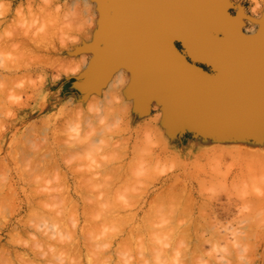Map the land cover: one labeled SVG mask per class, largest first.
I'll return each instance as SVG.
<instances>
[{"label":"rangeland","instance_id":"1","mask_svg":"<svg viewBox=\"0 0 264 264\" xmlns=\"http://www.w3.org/2000/svg\"><path fill=\"white\" fill-rule=\"evenodd\" d=\"M90 1H93V0H90ZM75 2H77V1H75ZM29 3H30V5H29ZM43 3H44V0H0V6H1L0 9L1 8L3 9L4 6H5V8H7V11H6L7 13L6 14L4 13L6 16V20H5L4 24H2V27L5 25V26H7L6 29L9 30V27L12 24H14V26L17 25L18 23L24 24L25 22L22 23V20L30 23V21H29L30 17H29V14L27 13L28 12L27 10L32 8L33 11L37 12V10L39 11V9L43 5ZM72 3H74V1H72V0H54L52 6L56 9L57 5L59 6V4H60V6L58 8H61V7L62 8L60 9L61 12H59V14L62 15V12L69 13L70 10H67L68 7H71L70 8L71 10H74L77 8L76 7V8L72 9V7H75V3H74V6H72ZM227 3L229 4V5H227L228 6L227 12L235 20L237 19L236 25H237V27H239V30H241L244 34H251L254 31L256 32L258 27L260 28L261 22H262V20H264V0H227ZM70 4H71V6H69ZM77 4H78V2H77ZM77 4H76V6H78L80 3L78 5ZM8 6H9V8H8ZM26 6H28V7L26 8ZM18 7H21V12L23 14H26V13L28 14V16H26L27 14L23 15L26 18L25 20L23 19L24 17H22V16H21L22 18L18 17L19 15H17V14H20L17 12L18 10L20 11V8H18ZM22 7H23V9H22ZM78 7H80V5ZM17 8H18V10H17ZM97 8H98V6H94L92 8V9H94L92 12L93 13L92 16L94 17V20H95V21H93L94 25H93V22H92L93 26L89 25V24H91V22L86 25V26H90L89 28L86 27V29H88V31H89V29H90V31L92 30L93 31L92 35H95L96 31L98 33V26L96 24L99 23V18H98L99 17V14H98L99 11ZM8 9H10V10H8ZM8 12H9V14H8ZM75 12H78V11L76 10ZM79 12L81 13V9L79 10ZM2 13H3V10L0 13V19L5 17V16L1 15ZM65 13H64V15H67ZM80 13H78V17L80 16ZM69 14H71V13H69ZM236 14H238V15H236ZM83 15L88 16L90 14H85L83 12V14L81 15L82 18H83ZM16 16L18 17V19ZM249 17H250V19H249ZM19 18H20V20H19ZM13 19L17 20V22L19 20L20 22L17 23ZM35 19H36V21H35ZM35 19L34 20L31 19L34 22V25H32L33 22L30 23L31 26H34V31L36 29L40 28V26H41L40 24L43 21L42 18L38 19L35 17ZM85 19H87V17ZM11 20H13L15 22H13ZM81 21H83V20H81ZM240 22H241V25H240ZM9 23H10V25H9ZM19 24L17 25V27L19 26ZM30 24H29V26H30ZM5 26L3 28L1 27V29H5ZM21 26H19V27H21ZM35 26H37V27H35ZM12 27H13V25H12ZM95 27H97V29H95ZM32 29H33V27L30 30H32ZM8 30H5V31H8ZM94 30H96V31H94ZM0 31H3V30H0ZM34 31L32 30L31 32H34ZM81 32L80 33L78 32L76 34L74 31V33L76 35L71 36V34H70V36L73 37V40H76V38H83V36L85 34L83 35V33H81ZM3 33H5V32H3ZM71 33L73 34V31ZM81 35H83V36H81ZM74 37H76V38H74ZM89 41H92V39ZM73 42H75V41H73ZM58 44H59V42H58ZM178 48H179V50H184V48L181 46L180 43L178 44ZM58 49H59V46H58ZM81 49L79 48V49H76L75 51H73L74 55L72 54V57H78L82 53H86L85 55L87 58V65L84 68H82L81 71L76 73L77 75L76 74L75 75L74 74H66L63 72L61 73L60 70H57V69L51 70L50 66H49L48 70H47L48 66H45L46 68L39 69L36 72L35 71L27 72L26 69L29 68L30 66L31 67H37L36 66L38 64L37 60L33 61V63L30 62L31 64H34V66L31 64L28 65L29 64L28 61H30L31 59L30 60L27 59V56H26L23 60V58L21 59L20 57H24V56H18L19 54L17 55L19 57V59H16V61L17 60L19 61L20 59L25 61V59H27L26 61L28 62V64L24 65L26 61L25 62L22 61V63H21V60H20V62H18V65L19 66L21 65L20 68H23V69L17 68L20 70V71H18L16 69V67L13 68L14 66H12L13 64L15 65V63H13V62H14V58L16 57L15 56L16 53L14 55H10L11 54L10 49H9V51L8 50L6 51V49H5V51L2 49H1L2 51L0 50V69H1L0 70V76L4 77L5 75L9 74L8 77L11 76L12 77L11 80L13 82H14V79L16 80V78H19L18 80H16L13 83L12 81L11 82L9 81V79L11 77L6 78V76H5L4 79L3 78L1 79V77H0V82H2L3 80H4V82H6L8 79V81L6 83H3V82L0 83V96H1L0 97L1 98V100H0V229L2 228L0 231V235H1L0 239H2V241H4L5 239L9 240V238H10V240L14 241V243L17 246L19 245L18 251L20 254L23 252V254H25V255L22 254L24 257L29 254L28 258L25 257V259H26L25 262H27V259L29 261H31L32 258H33V260L36 258V255L33 257V255H32L33 253L30 252L29 249H30V246L32 245L31 248L34 250H32V249H30V250L36 252L35 249L37 250V248L35 247L34 244L40 238V236H41V238L44 236L46 237L45 233L49 234L50 232H53L55 235V236H52L53 240L51 239V241L53 242L54 240H57L55 237H57L56 235L59 234L58 230L60 232L61 231L66 232L67 228L70 227L68 229L69 231L67 230L68 233L66 232L67 234L65 236L70 234L71 238H74L76 242L74 240L71 241V239H70V241H67V240L66 241L68 243L70 242V244L73 243L71 245L75 246V248L78 252L75 250V248H73V246L68 245V243H65V244L68 245V247L70 246L69 250L74 249V251H75V252H73V250H72V255L69 256L70 255V253H69L67 258L74 256V254L77 252L74 257H76L78 260H76V258L74 259V257H72L73 259H71V260H74L73 264L76 262H77L76 264H89L90 259H92L91 261H93L95 259V261H93L94 263L91 262L90 264H95V263L99 262L98 260H100V262L98 264L102 263V261H103L102 264H107V263L119 264V262L121 264V260H124L125 257H126L125 259H128V256H130L129 259L125 260L127 262L124 261L125 263H123V264H130L129 262H131V261L133 264H136V262L138 264H140L143 261H145V262H143L142 264H145V263L146 264H148V263L149 264H155V263L164 264L165 262H167L165 264H181V262H182V264L185 262H186V264H201V263L202 264H264V160H263L264 159V151H263V148H261L262 146L264 147V129H263L264 128V122H259L258 120H255V119H253L252 121L249 122V121H246L245 116L242 115V117H241V115H240V116L231 118L232 121L230 119V121L227 123H223L221 125H216L218 127H216V126L212 127V125H208V126L204 125V127L201 126L200 128H198V126H196V124L194 122L182 119L178 114H176V112L174 110L167 111V113H166V110L163 108L162 104H159V103H157L155 101H151V100H149V101L144 100V98H137L136 99L132 92H130L131 94L130 93L126 94V92H125L124 94L121 95V96H123L122 98L125 97L126 100L128 99L126 102L128 104L126 105V109L124 110V112L118 113V114L113 113V112H108V111H110V109L107 107L108 106L107 105L108 104V98L105 97L106 94L104 93V91L102 92V90H103L102 88H104V86L106 85V81L109 78L108 75L110 76L112 73H114V71H116V68L112 69L110 71L111 73L108 72L106 74H104L103 72H100V70H98L101 74L104 75L102 78H100L98 73H96V72L94 74L92 73V70L95 71L94 69H97V67L94 66V63H92L93 62L92 59H93L94 54H92L91 51L89 52L87 50H84L83 48H81ZM61 51H63V50L58 51L56 56L59 57ZM13 53H14V51H13ZM79 53H81V54H79ZM67 54H68V56L69 55L71 56V54L69 52L63 53V55H66V56H67ZM12 56H15V57H12ZM34 56L33 57L35 59L36 55H34ZM10 58L13 60H10ZM31 58H32V56H31ZM188 59L190 60L189 57H188ZM195 63L198 66H200L201 62H195ZM3 64L6 66H7V64H8V66H9V64H11L12 68H10V66H9V70L11 72H9V70H5L6 66H3ZM23 65L26 67H24ZM202 65H204V66H202ZM1 66H3V67H1ZM4 67H5V69H4ZM200 67H202L205 71H207L210 74L215 73V70L207 64L201 63ZM117 70H118V68H117ZM124 70H125V73L129 72L128 68H124ZM52 71H54V72H52ZM57 72L58 73L60 72L59 75H57L58 74ZM5 73H7V74H5ZM24 73H25V75L27 73L30 75H28V76L22 75ZM31 73H33V74H31ZM15 75H18V76L16 78L15 77L13 78V76H15ZM19 75H21V76H19ZM53 78L55 80H53ZM40 80H41L42 84H41ZM3 84H6V85H3ZM97 85H99V86H97ZM90 95H96V98L98 99V101L96 100V104L93 108H86V107L83 108L82 105L84 103V99L88 98ZM132 98H133V100H132ZM103 101H104V103H103ZM104 106H105V108H104ZM68 107H69V109H68ZM71 107L73 108L74 111L71 109ZM106 108H108V110ZM78 109H82L81 113ZM65 111L67 112L66 114L64 113ZM77 111H78V113H77ZM109 113H111V114H109ZM82 114H83V116H82ZM153 118L154 119L156 118V120H154ZM104 119H106V120H104ZM239 119H241L243 122ZM179 121H180V123H179ZM184 121H185V123H184ZM146 124H149L150 128L153 127L151 129L155 131V132H153V134L155 133L154 134L155 137L152 136L154 141L156 138L158 140L160 138V136H162L160 138L161 142L159 140L158 141L156 140L158 143L160 142L159 144L156 141H155L156 143L153 141L155 143V145L158 144L157 146H155L154 143L152 144L148 140H145L146 138L144 137V135H142L143 134L142 131L144 129L143 127L146 126ZM220 126H221V128H220ZM118 127L121 129L126 128L122 132L126 138L128 137V141H129V142H127L128 148L125 151L126 153H124L123 151L121 153L118 152L119 149H121V150L123 149V147L120 148L121 146L119 148H117V146H112V149L108 148L106 146L105 141H107V138L110 139L111 136L113 137V138H111L112 140L120 141L119 140L120 135L117 136L116 133L114 135H109L112 130L117 129ZM229 127H230V129H229ZM140 129H141V131H140ZM158 129H159V131H158ZM194 129L195 130L197 129L196 132L194 131ZM199 129H200V131H199ZM201 130H203V133ZM206 130H207V133H206ZM209 132L212 133V135L209 134ZM222 133H224V134H222ZM216 134H217V136H216ZM56 135L58 136V138L61 136V138L57 139ZM218 135H220V136H218ZM248 136L250 137V139ZM71 138H74V139L72 140ZM135 138H136V140H134ZM58 140H61L60 144H58L59 143ZM64 140L68 143L64 144V142H65ZM135 141H137V142H135ZM145 141L149 142V143L147 144V143H145ZM42 143H44L45 145L47 144V145L45 146ZM73 143H74V145H76V148L74 145L71 146V144H73ZM78 143H79V145H78ZM134 143H138L137 144L138 150H135V152H132L131 149H132V146L134 145ZM62 145L64 147H62ZM40 146L41 147L43 146L41 148V150L36 149L37 147L40 148ZM156 147H157V149H156ZM48 148H50V149L48 150ZM68 148H69V150H68ZM149 148H151L152 152H155V153H153L154 155L157 152H159L157 154H161V155L163 154L162 155L163 158L161 160H154V159L151 160L150 159L148 161V159H146L148 157L147 156L145 157V155H148ZM108 149H109V151H108ZM116 149H117V152H116ZM45 150L48 152H46ZM158 150H160L161 152ZM229 151H231V152L228 153ZM146 152H148V153L146 154ZM62 153L64 154V156ZM70 153H72V154H70ZM118 153H119V155H118ZM150 154H152V153H150ZM117 155L121 156V158L118 159L119 157H116ZM244 155H245V157H243ZM246 155L247 156L249 155L248 158L246 157ZM254 155H255V157H254ZM47 156H50V157L48 158ZM165 156L167 158L171 157V159H174L172 162L173 166H172V164H169L171 162V159L168 160ZM132 157H133V159H131ZM164 157L169 162L168 161H167V163L164 162V161H166V160L163 161V159H165ZM45 158H46V160H45ZM260 158H261V160H260ZM119 160H121V162ZM113 161H115V162H113ZM118 161H119L120 165L124 162L122 164V166H120L118 164ZM150 161H153L155 163L150 162ZM159 161H162V163L163 162L164 163L161 164V163H159ZM109 162L111 163L110 166H111L112 170L114 168H118L120 170H123L127 167L125 170H123V173L121 174L125 178L123 176H121L120 174H118L119 179H120V176L124 179V180L122 178L120 179V181L123 183L119 184L118 180L115 181V183H114L113 179H115L117 176H115L114 174L112 175L111 173H109V174H111V175H109L108 173H106V171H104V169L102 171V168L104 167L105 163L107 164L105 166H109L108 165V164H110ZM53 164L55 167L53 166V168H51ZM42 165H43V168L41 169ZM44 166H46V168ZM158 166H159V168H158ZM97 168H98V171L96 170ZM32 170L35 172H33ZM45 170H47L48 173L47 172L45 173ZM49 170H50V172L52 170V172L50 173ZM53 170H55V171H53ZM71 170H72V172H71ZM78 170L83 175H80L79 174L80 172H78ZM41 171H44V173L42 172V174H40ZM56 171H59V173ZM73 171L77 172L78 175H77V173L74 174ZM84 171H86L89 174V175H87V176H89V178L86 177V179H85L84 175L86 176L87 173L85 174ZM90 171L96 172L92 178H95V179L97 178L95 181L98 182V184H99L98 187L97 186L92 187V184H89V183H91V180H92V178L90 176L91 175ZM165 171H167V172H165ZM22 172H23V174H22ZM100 172H101V174H100ZM124 172L127 173V176H125L126 173H124ZM152 172L155 173V177H152V174H151ZM57 173L60 174L61 178H59V175ZM62 173H64V174H62ZM51 174H53V175H51ZM54 174H57L58 177H57V175H54ZM128 174L131 176H129ZM149 174H151L152 178L149 176ZM61 175H64V176L66 175L65 176L66 179ZM76 176H77V178H76ZM100 176H101V178H100ZM133 176H135V177H133ZM98 177L100 179H98ZM127 177L129 178V180ZM63 178H64V180H63ZM176 178H178V181ZM75 179L80 180V181H77ZM62 180H63V182H62ZM85 180H86V182H85ZM171 180H174L175 182L173 183V181H171ZM81 181H84L85 183H88V184H85ZM145 181H147L149 184ZM57 182L62 183V184L60 183L61 188H59V185ZM112 182H113V184H111ZM43 183L47 184L48 186L44 185ZM79 183L80 184L83 183V184H81L82 188H79L81 186L76 188L77 184L80 185ZM180 183H181V186L179 185ZM63 184L66 187H68V185H69V187L68 188L65 187L63 189L62 188ZM101 184H103V185H101ZM122 184H124V185H122ZM128 184H129V187L127 186ZM6 185L7 186L11 185L12 188H9L10 186L7 187ZM42 185H43V189H44V187L47 188L46 189V190H48L47 192L45 191V189L44 190L42 189V187H41ZM53 185L54 186L56 185L57 188L55 189V187ZM86 185H88L89 190L85 188ZM173 185H174V189L177 188V190H175L176 194L175 193H172V194L167 193V195L168 196L170 195L169 197H172L173 194H175L177 196V194H180L181 191L186 190L185 192H182L185 195L184 199L189 200L187 197L190 195L191 201L189 200L187 202L189 203L190 206H192V204H193V206L190 209V207L188 205L189 211L184 210V209L183 210L187 211V212H191V213H189L190 215L187 212H186L187 214L185 212H184V214L182 212H181L182 214H180L179 210L176 211V209H180V208L177 204L178 197H176L175 195H173V198L174 197L177 198L176 204L175 205L173 204V203H175V201L174 202L170 201L171 203H169V204L170 205L172 204L174 206V209H175L174 212L176 211V213H170L169 211L166 212L169 215L164 213L163 210L166 211L167 207H168V210L171 209V208H169L168 203L162 204V206H165L168 204L165 207L166 209H164V207H162V206H161V208H158V209H160L161 212L163 211L162 213L164 216L161 217L160 215L162 213L156 209L158 207V205L156 207L155 204L157 202L153 203L152 199H154V200L156 199L153 196H155L158 192L160 193V190L161 191L163 190L162 192H164L168 188L172 192L173 188H171L170 186H173ZM177 185H179V187ZM110 186H112V187H110ZM137 186H139V187H137ZM182 186H184V187H182ZM53 187H54V189H53ZM74 187H75V189H74ZM105 187H107V189H105ZM49 188L53 189L52 192H50L51 190ZM58 188L61 191L60 194H59L60 191ZM115 188H117V189H115ZM179 188H181V189L185 188V189L181 190ZM36 189H38L37 193L35 191ZM39 189L42 191H39ZM61 189H63V190H61ZM66 189L68 190L67 191L68 193L65 191ZM80 189L82 191H84V192H82L83 194L88 193L90 191V193H88V195L91 194L90 195L91 197H89L87 199V196L81 195V196H84L82 198L80 196V194H81ZM95 189H97V190H95ZM120 189H121V191H120ZM31 190H34V191H31ZM86 190H87V192H85ZM91 190H93V191H91ZM112 190H113V193L115 192L113 195H111ZM96 191L97 192L100 191V192L98 193V195L95 194L96 196L95 195L93 196L92 194L97 193ZM108 191H109V195L107 193ZM143 191H145V194ZM178 191L180 193H178ZM34 192L36 194L33 195ZM39 192H41V193H39ZM42 192H45V194ZM162 192H161L162 195L166 194V192L165 193H162ZM31 193L33 196L31 195ZM62 193L63 194L65 193L63 196H61V199H62V197L63 198L65 197V199H66V200H63V201H65L64 203H66V201L68 202L70 200H73L72 201L73 203L74 202L75 203L78 202V203H76V204L74 203V206H73V203H72V205H71V203L64 204L61 201V199H59V197H60L59 195H62ZM105 193H107V194L105 195ZM116 193H117V195H116ZM187 193H189V194H187ZM53 194H54V196H53ZM66 194H68L71 197H69ZM129 194L131 196L133 194H136V195L138 194V195L135 196V198H134V196L131 197V196H129ZM161 194H158V195L160 196ZM49 195L52 197L50 198ZM103 195H105V197L108 195L107 196L108 198L105 199V197H103L102 198L103 200H101V197ZM139 195H141L140 197H142V198H139ZM182 195L180 194L179 197H181V198L184 197V195L183 196ZM57 196H59V197H57ZM109 196L110 197L114 196L115 199H114V197L110 198ZM164 196H162L161 199L164 202H166V199H164V198H167V197H166V195H164ZM80 197L84 200H82ZM93 197H94V199H93ZM35 198H37V199H35ZM39 198L41 200H43L44 202L46 200H48L46 202L51 203V204H47L45 202L46 205L43 203V206H42L43 208H42L40 206L42 205L41 202H43V201H41ZM44 198L46 200H44ZM53 198L56 201L53 200V202H52V200H51V202H50V199H53ZM68 198H70V199H68ZM181 198L179 199V201L181 200V202L183 201V203L186 202V200H184L183 198L181 199ZM27 199H29V200H27ZM34 199L39 200L40 203H38L39 201H35ZM85 199H86V202L88 204H89V202H90V204H92V201L94 202L95 199L99 200V202L97 200H95V202L99 203V204H96V206L98 207L97 210L100 212H98L96 210L97 212L95 211V214H94L93 210L95 207V205H94L95 202H94V204H92V207L94 205L93 209L92 208L90 209L91 205L89 207V209L93 213V214H91L92 217L90 216V222H88V221L85 222V219H84V218L87 219L86 216L88 214L86 215L85 213H83V209H85V208L87 209V207L89 206L87 203L84 202ZM108 199L110 201V204H108L109 201L107 202ZM111 199L113 201H111ZM161 199H159V200H161ZM195 199H196L195 202L197 204L194 202ZM171 200H173V199H171ZM115 201H117V202H115ZM7 202H11V204L7 203ZM34 202H36V203H34ZM54 202L56 203V205H62V203H63V205L61 206V208H60V206H55L56 208L55 207L54 208L56 210H54V208H52V207L50 208V206L55 205ZM82 202L87 204V207L85 205V208H83L84 206H83ZM111 202L113 204L115 203V205H112ZM158 202H160V201H158ZM187 202H186V204H187ZM190 202H192V203L190 204ZM29 203L31 206L29 205ZM37 203H38V205L40 204V206H39L40 209H38ZM131 203H134L135 205L131 204ZM160 203H162V202H160ZM183 203H180V204L183 205ZM77 204H78V206H77ZM118 204H120V205H118ZM149 204H150V206L151 205L152 206L155 205V206L149 207ZM199 204H204V206H202V205H200V206H201V208L204 207L205 210L202 208L203 211H200V206L197 207ZM116 205H118V206L116 207ZM176 205H177V207H176ZM181 205H180V207H181ZM44 206H47V208ZM66 206H69V207L66 208ZM110 206H112V207H110ZM173 206H172V208H173ZM70 207H72V209L73 208L75 209L76 207L77 208L73 212L72 209H70V211H69ZM106 207H107V209H106ZM31 208H34L33 211L37 208L38 212H37V210L34 211L37 214L33 213L32 211H29ZM48 208H50V210H52L53 213L49 212L50 210L47 212ZM62 208L66 211V213ZM99 208H100V210H99ZM109 208L110 209L112 208V209L109 210ZM147 208H148V211L146 212ZM149 208H152V210ZM154 208L156 209V211L161 213V214H159V216L155 215V213L153 215ZM58 209H60V210L62 209L61 210L62 212L64 211L62 214L63 216L60 215L61 211H59ZM105 209H106V212H104ZM39 210L40 211L45 210V211H41V213H40ZM114 210H116L118 214ZM150 210L152 211V213L150 212ZM55 211H56V213L59 212L58 214L60 216L58 215V217H57V214L55 213ZM85 211L87 213L89 210L87 209V210H84V212ZM108 211L116 213L115 215L118 217H116V216L114 217V215H112L113 213H111V215L113 217L112 216L110 217L109 214L107 213ZM180 211H182V209H180ZM70 212H71V214H69ZM101 212H102V214H101ZM148 212L151 214L148 215L147 214ZM158 212H156V214H158ZM199 212L202 214L205 213V215L206 214L207 215L209 214V215L206 217H204L205 215L199 217ZM32 213H33V215H32ZM46 213L47 214L50 213L51 215H47ZM64 213L66 214V216ZM75 213H76V215H74ZM103 213H105V214H103ZM106 213L108 214L107 215L108 220L107 219H105L103 221L100 220V222H99V218L102 219L100 216L101 215H102V217L106 216ZM125 213L127 216L124 215ZM39 214L41 216V217H39L40 219H44V217H45V219L40 221V219L38 218ZM43 214H44V217H43ZM54 214H55V216H54ZM83 214H85L86 216L84 217ZM134 214H136L137 216ZM143 214L148 215L147 220L145 217L144 221L145 220L150 221L149 223H147L146 221H145L146 222L145 223L143 221V218H141V216L144 217ZM170 214L171 215L177 214L179 220L177 221V219H178L176 217L177 215H175V217L173 216L172 218H170L171 217ZM202 214H200V215H202ZM29 215H31L32 217ZM69 215H70V218H69ZM147 215H145V216H147ZM150 215H152L151 219H148ZM166 215L170 216V217L167 218ZM48 216H50L52 218L49 219L50 217H48ZM119 216H120V218H119ZM154 216H156V217H154ZM53 217H56L58 219L61 218V220L53 219ZM63 217H66V218L64 219ZM126 217H128V218H126ZM203 217L205 218V221H203ZM32 218L33 219L36 218L35 221L38 218L39 219L38 221L40 222V224H39V222L37 224V221L34 223V220ZM74 218L75 219L77 218L76 223H75ZM88 218H89V216H88ZM112 218H114V219L117 218V220L116 219L114 220ZM159 218L162 220H159ZM163 218H164V220H163ZM175 218H177V219H175ZM181 218H182V221H180ZM198 218H199V220H198ZM200 218H202V219H200ZM26 219H28V220H26ZM52 219H53V221H52ZM71 219H72V221H71ZM83 219H84V221H83ZM156 219H158L159 224H158V222H156L157 221ZM167 219H171V225L172 226L175 225V226H173L175 228L169 226L170 221ZM190 219H191V222L193 224L189 225L190 226V232H186L185 231L186 226L184 227V225H187V223H188L187 220L190 221ZM25 220H26V223L31 220L30 222H28V224H30V226L28 224H26L27 226L24 225ZM64 220H65V222H64ZM87 220H89V219H87ZM129 220L130 221L133 220V221L130 222ZM172 220L174 221V223L172 222ZM32 221H33V224H32ZM43 221H44V223L46 222L45 224L43 223L44 225L41 223ZM54 221H56V222H54ZM70 221H71V223H70ZM91 221H93V222H91ZM127 221H129V222H127ZM134 221H136V222H134ZM152 221L156 222V223H154V222L153 223L157 225V228H155L156 226L153 223H151ZM160 221L162 223H160ZM167 221H169V222H167ZM184 221L186 224L183 223ZM2 222H4V223H2ZM62 222L65 223L66 225H62L63 224ZM72 222H74V223L72 224ZM103 222H105V224ZM108 222H111V223H108ZM125 222L127 223V225ZM191 222H190V224H191ZM194 222L197 225L194 226ZM1 223L3 225H1ZM49 223H52L54 225H52V224L50 225ZM90 223L91 224L93 223V225H90ZM164 223H165V225H163V227L165 229L170 228L171 231L173 229L174 235L176 237L173 235V232L170 233L171 231L169 232V230H168V232H166L167 230H164V228L162 227V224H164ZM175 223H178V225H180V226H178ZM179 223H181V224H179ZM182 223H183V225H182ZM34 224H35V226L32 228V226ZM75 224H76V227L75 228L72 227V226H75ZM145 224L147 226H148V224H149V226H155L154 228L153 227H151V228L157 229L156 232L154 233L155 230L153 232H151L152 230L149 227H148L149 231L147 229L145 230V228H144V227H146ZM166 224H168V225H166ZM23 225L28 229H26V228L23 229L24 228ZM60 225H62L61 230H60V228H57L58 226L61 227ZM37 226H38V230L36 228ZM44 226H49V227H46L47 228L46 229ZM66 226H67V228H65ZM89 226L90 227L92 226V229ZM182 226L184 228H182ZM42 227L45 228L46 230L43 229ZM71 227H72V229H71ZM115 227H117V228L115 229ZM132 227L134 229H132ZM166 227H168V228H166ZM83 228H85V229L83 230ZM95 228H96V230H95ZM111 228H113V229H111ZM141 228H142V230H141ZM161 228H162L163 232H162ZM14 229H16V230L14 231ZM41 229L43 230L44 233L42 231H40ZM73 229H76V230H73ZM87 229L88 230L91 229L90 234L87 233V231H86ZM109 229H110V231L113 230V232L111 231L112 232L111 233L110 231H108ZM114 229H115V232H114ZM136 229H137V232H136ZM138 229H139V231H138ZM158 229H160V230H158ZM181 229L182 230L184 229L183 231L186 233V236L184 234L185 238H183V235L181 236L183 238V240L178 239L179 234L181 235V233H179V232H182ZM24 230H25V234H22V233H24ZM103 230H104V233L108 232L110 234L109 238H108L107 233L106 234L102 233ZM105 230H106V232H105ZM140 230H141V232H140ZM178 230H180V231L178 232ZM12 231H13V233H10ZM176 231L179 234L178 233L176 234L175 233ZM16 232H17V234H16ZM26 232H27V234H26ZM38 232H40V233H38ZM75 232H76V234H75ZM135 232H136V234L138 233V236L135 234ZM149 232H151V234ZM113 233H114V235H113ZM148 233L152 237L153 236L155 237V235H157V237L160 236V238L165 237V238H163V239H165V241L161 240L162 242H160L158 240L159 242H157L156 240L158 238L156 239V237H155V239L152 238V240H151V237L148 235ZM152 233H154V234H152ZM157 233H160L162 235L157 234ZM20 234L23 236H21ZM48 234H47V237H49ZM100 234L101 235L103 234L109 240L111 238L112 239L109 241L108 239L104 238V236L101 237ZM166 234H168L170 236H166ZM72 235H74V237ZM130 235H132L133 238L131 237V239L134 240V242L128 241ZM38 236H39V238H38ZM60 236H61V233H60ZM62 236H64V235H62ZM127 236H128V238H127ZM20 237H21V239H20ZM75 237H77V238H75ZM88 237H90V240H91V238H94L93 239L94 241L91 242ZM97 237H99L100 239ZM15 238H19V239L15 240ZM36 238H38V239H36ZM66 238H68V237H66ZM80 238H83L84 241L85 240L88 241V242L85 241V244L86 243L88 244V245L86 244L87 248L85 247V244L83 243L84 241ZM101 238L103 239V241ZM124 238H125V240L127 238L126 242H131V247H132L133 251L130 248V246L128 245L129 243L127 244L126 242H124V240H123ZM166 238L168 239L167 243H165L167 241ZM76 239H78V240H76ZM148 239H150V240H148ZM99 240H101V241H99ZM77 241H79V242H77ZM121 241H122V243H121ZM137 241H139V243H137L139 247H137V244H135ZM176 241L178 244L176 243ZM196 241H199V242H196ZM63 242H65V239ZM98 242L99 243H105V244H103V245H105V247L101 244L102 247H104V248L103 249L100 248V249H102L104 251V254L106 256L105 255L102 256L103 254H99L100 252L103 253V251L100 250V252H99L98 248H96V249H95V247L93 248V246H92L93 244L91 246H89L90 243H94V246H95L96 243H98ZM147 242H148V246H146ZM28 243H30L29 246H28ZM54 243L56 244V241ZM74 243H75V245H74ZM77 243H78V245H76ZM152 243H153V247L155 249H156L155 245H157L159 251L153 249V247L151 245ZM158 243H160V244L162 243V245L160 246V244H158ZM22 244L24 247L22 246ZM57 244H58V242H57ZM123 244H127V245H123ZM134 244L136 245V247L138 249L135 247ZM149 244L151 245V248L149 247L150 246ZM63 245H64V243L63 244L61 243L62 247L60 246L59 248L57 245L56 249L57 248L58 249L61 248V250L65 249L66 247H63ZM143 245H144L145 250L143 248ZM172 245H174L175 247ZM96 246H98V245H96ZM117 246L121 247V248H119L120 253H119V251L117 252V250H118ZM126 246H129L130 249L127 247V249L125 250L124 248H126ZM162 246L166 247V248H163ZM215 246H217V247H215ZM26 247H28V248H26ZM148 247L151 250L150 254H146L147 251L149 250ZM195 247H197L198 250H196ZM91 248L93 249V251H91ZM134 248H136V250H134ZM139 248H142L140 250L141 251L144 250V251L140 252L139 254L137 253L139 255L138 256L136 254V252L137 251L139 252ZM182 248H184L186 251L183 250ZM38 249L40 250L41 247H38ZM122 249H123V251H122ZM177 249L179 250L178 253L176 251ZM180 249H181V252H180ZM44 250H47V251H45V253L46 252L49 253L48 248L47 249L44 248ZM61 250H60V252H61ZM89 250L93 254H94V250L98 251L99 253L92 255V254H90V252H88ZM150 250L148 252H150ZM161 250H163V251H161ZM187 250H189V251H187ZM26 251L27 252L29 251L27 255H26V253H27ZM126 251H128V252H126ZM152 251H154L157 254V256H154L156 254ZM160 251H161V253H160L161 255L159 254ZM37 252H38V250H37ZM60 252H59V255L61 253H63V250L61 253ZM69 252H71V250ZM144 252H145V254H144ZM175 252L177 254H175ZM182 252L184 254H182V255L179 254ZM64 253H67V251ZM95 253H97V252H95ZM128 253L130 255H128ZM186 253H188L189 257L186 255ZM1 254L2 253L0 252V255ZM87 254H88V256H87ZM124 254H125V256H124ZM142 254H144L145 256L147 255L148 256V257L146 256L147 259ZM165 254H167V255L165 256ZM37 255L40 256V254H37ZM46 255H44V256H46ZM89 255L93 256V257L89 258L90 257ZM44 256H42L43 259H44ZM61 256H63V255L61 254L60 257L56 258V260H55L56 263L58 262V259L64 258ZM151 256H152V259H151ZM161 256H162V258H160ZM164 256L166 258H164ZM103 257H108L107 258L108 260L106 258H103ZM119 257H121V260ZM138 257H140L142 261ZM154 257H156L157 260ZM221 257H223V259ZM42 258L40 256V260H39V257L35 259L37 261V264H45L44 260L49 261V260H47L48 257H47V259H44V260ZM98 258H100V259H98ZM144 258H145V260H144ZM104 259L107 262L104 261ZM35 260H34V262L36 263ZM63 260L61 261V259H60L61 262L59 261L60 263L58 262L57 264H61V263L63 264ZM65 260L68 261V260H70V258L65 259ZM117 260H119V261L117 262ZM158 260H160L161 263L157 262ZM200 260H202V261H200ZM32 261H31V263H28V264H35V263H32ZM78 261H80L82 263H80ZM151 261H153L154 263ZM162 261H164V262H162ZM49 262L50 263H48V262L47 263L48 264L52 263L51 261H49ZM55 262L53 261L52 264H54ZM0 264H5V263H0ZM18 264H21V263H18Z\"/></svg>","mask_w":264,"mask_h":264},{"label":"bare ground","instance_id":"2","mask_svg":"<svg viewBox=\"0 0 264 264\" xmlns=\"http://www.w3.org/2000/svg\"><path fill=\"white\" fill-rule=\"evenodd\" d=\"M72 1H74V3H75V7H72V9L73 8H76V9H74V10H71L70 8L71 7H68V9L67 10H70L69 11V13H71V14H69V13H65V12H62V15L61 14H59V12H61L60 11V9L62 8H58L59 6H60V4H59V6L57 5V7H56V9L52 6L53 5V2H54V0H44V3H43V5L41 6V8L39 9V11L37 10V12L36 11H33L32 10V8H30V9H28L27 11V13L29 14V21H30V23H32L33 21L32 20H34L35 19V17L36 18H42V22H41V26H40V28H38V29H36L35 31H34V26H31V24L29 23V22H26V21H23L22 19V23H24V24H19L18 22H20L19 20H20V18H19V20H18V22H17V20H15V19H13V20H15L18 24H19V26H21V27H17V25H15L14 26V24H12L13 25V27H12V25H10V23H9V25H10V27H9V30L8 29H6V27L7 26H5V29H1V27H2V24H4V22H5V20H6V16H5V14L7 13L6 11H7V8H5V6L3 7V9L1 8L0 10V13L2 12V10H3V13L1 14L2 16H5V17H3L2 19H0V30H3V31H0V50L2 49V50H4L5 51V49H6V51L8 50L9 51V49H10V55H14L15 53V56H12V57H15L14 58V62L13 63H15V65L17 64L18 65V62H20V60L23 58V60H24V58L27 56V59H31L30 61H28L29 62V64H28V62L26 61L27 59H25V61H23V60H21V63H22V61L23 62H25V64L24 65H30L31 63L30 62H32L33 63V61H35V60H37V67H29V68H27L26 70H27V72H32V71H37V70H39V69H44V68H46L45 66H48V68H47V70L49 69V66H50V69L52 70V69H57V70H60V72L62 73H66V74H76V73H78L79 71H81L82 70V68H84L86 65H87V58H86V53H79V54H81V55H79L78 57H72V54H73V51H75L76 49H81V48H86V49H89V52L91 51L92 52V54H94V56H93V58L95 57V59H94V66H96L97 67V69H94L95 71H93L92 70V73L94 74L95 72L96 73H98V75L100 76V78H102L104 75L103 74H101L100 72H102V70H100L99 69V67H100V65L101 66H104L105 68H106V70H107V68H109L111 65H115V62L114 61H116L118 58H116L115 59V57L116 56H119V58H120V55H123L124 53H126V52H128L129 51V53H133L132 52V50H129V48H128V45H129V42L130 41H128L129 39L128 38H123V36L121 35V39H120V37L117 35V36H115V35H113V37H108V32H105L102 28H101V25H102V16H103V13L100 11V9L99 8H97L98 9V11H99V23L98 24H96L97 26H98V33H97V31L96 30H94V31H96V34L95 35H92L93 33V31L91 30L90 31V29H89V31H88V29H86V27H90V26H86L87 24H89L90 22H91V24H89V25H92V22L93 21H95L94 20V17L92 16V12H93V10L94 9H92L94 6H99V2H98V0H93V1H90V0H72ZM75 1H77L78 2V4L80 5V7H78L79 5L77 4V2H75ZM171 2H169L168 4V7H169V9L172 11V16H171V19L173 20V23H175V25L177 26L176 27V29H177V31H179V30H181V29H183V28H187L190 32H192V33H194L195 35H197V36H202V34H204V35H207L208 36V38H211V39H213V40H217V44H211V45H209L208 43H207V45H209L208 47H203L204 45H200V46H198V47H193V46H188L187 47V52H186V50L184 51V50H179V51H181L182 53H185V55L187 56V54L190 56V57H192V58H194L195 60H201V61H204V62H206V63H209V64H212L218 71H225V74L224 75H226V76H228V77H231L232 76V69H233V67L235 66V69H236V74H239V73H242L243 72V74H248V75H251L250 73L251 72H255V70H257V71H259V72H264V68L262 69V68H258V69H255L254 70V68H253V66H249L248 67V59L247 60H243L242 58H238V57H232V56H228V55H234V56H244V54H248L249 53V55H251L252 53V51L251 50H255L256 52H264V39H258V40H254V41H250L249 43H245V42H243V41H238V42H236V45H234V46H232V39L228 36L227 38H226V36H225V33H224V30H223V28H222V25L220 24V21L221 22H223V23H225L226 25H228L227 23H228V21L226 20V17H229V14L227 13V11H226V9H227V5H229L227 2H225V1H223V0H218L219 2H220V4H221V7L223 8L224 7V12L222 13V11L220 12V14L218 13H216L217 14V18H218V20H219V22H218V20H216V18H214L213 16H211L210 15V13L208 12V9L206 8V7H208L209 5L210 6H212V4H210V0H170ZM227 1V0H226ZM74 3H72V6H74ZM3 4V3H2ZM76 4L78 5V6H76ZM149 4H151V1L149 2ZM148 4V5H149ZM208 5V6H206V5ZM29 5H30V3H29ZM28 5V6H29ZM68 5V4H67ZM147 5V6H148ZM217 5V4H216ZM28 6H26V8L28 7ZM69 6H71V4L69 5ZM1 7V6H0ZM7 7V6H6ZM213 7V6H212ZM218 7V6H217ZM5 8V9H4ZM8 8H9V6H8ZM18 8H20V11L18 10ZM17 8V12L18 13H20V14H17V15H19L18 17H24L23 19L25 20L26 18H25V16H23V15H26V14H23L22 12H21V7H18ZM219 8V7H218ZM230 8V7H229ZM22 9H23V7H22ZM64 9V8H63ZM81 9V13L79 12V10ZM150 9H151V11L154 13V14H156L157 16H162V18L164 19V20H167V18H166V15H165V13L163 12L162 13V10L160 9V7L158 6V5H155V4H151V7H150ZM239 9V8H238ZM8 10H10V9H8ZM66 10V9H65ZM78 11V12H75V11ZM125 10H127V5H126V7H125ZM74 11V12H73ZM97 11V10H96ZM128 11H130L131 12V10H128ZM16 12V13H17ZM73 12V13H72ZM83 12L85 13V14H90V15H88V16H84L83 15V18L81 17V15L83 14ZM5 13V14H4ZM25 13V12H24ZM64 13L65 14H67V15H64ZM78 13H80V16L78 17ZM132 13V12H131ZM8 14H9V12H8ZM28 14L26 15V16H28ZM231 14V13H230ZM236 15H238V14H236ZM95 16V15H94ZM17 17V16H16ZM18 17H17V19H18ZM21 17V18H22ZM87 17V19H85V18ZM243 17V16H242ZM248 17V16H247ZM82 18V19H81ZM136 18H137V16H132V15H129L128 16V19L127 20H129V21H126L125 22V25H123V27H124V29L127 31V35L129 34L128 33V26L127 25H131V24H133V23H135L136 22ZM237 18V17H236ZM32 19V20H31ZM37 19V20H38ZM80 19V20H79ZM139 19H141V18H139ZM138 19V20H139ZM239 19V18H238ZM249 19H250V17H249ZM13 20H11V21H13ZM81 20H83V21H81ZM237 20V19H236ZM236 20H232L233 22H235L236 24H237V21ZM243 20V19H242ZM15 21H13V22H15ZM35 21H36V19H35ZM79 21V22H78ZM97 21V20H96ZM119 21V20H118ZM240 21V20H239ZM256 21V20H255ZM9 22V21H8ZM87 22V23H86ZM259 22V21H258ZM114 23H116V22H114ZM119 23H122V21H119V22H117V24H119ZM7 24V23H6ZM16 24V23H15ZM29 24H30V26H29ZM260 24V23H259ZM32 25H34V22H33V24ZM93 25H94V22H93ZM92 25V26H93ZM240 25H241V22H240ZM257 25V24H256ZM3 26V27H4ZM91 26V27H92ZM2 27V28H3ZM33 27V31L34 32H31L32 30H30L31 28ZM35 27H37V26H35ZM39 27V26H38ZM182 27V28H181ZM244 27V26H243ZM239 28V27H238ZM241 28V27H240ZM252 28V27H251ZM256 28V27H255ZM14 29V30H13ZM86 29V30H85ZM95 29H97V27H95ZM152 29V31H151V33L150 34H148V35H146V36H144V37H142V38H140V37H138V35H136L135 33H134V35H135V40L137 41V43H138V45H139V48H144L143 49V51H141L140 52V50H139V48H137V50L139 51V54H137V56H138V58L136 57L135 58V60H131V63H134V66L135 65H137L136 67H135V69L134 68H132L131 66L128 68V67H126V66H116L115 68H116V71H114V73H112L110 76L108 75V79H107V81H106V85L104 86V88H102L103 90H102V92L104 91V93L106 94L105 95V97L106 98H108V108L110 109V111H108V112H113V113H122V112H124V110L126 109V105L128 104V103H126L127 102V100L125 99V97L124 98H122L123 96H121L122 94H124L125 92H126V94H129L130 92H132L133 94H134V96H135V98L137 99V98H144V100H151V101H155V102H157V103H159V104H162L163 105V108L166 110V113H167V111H170L172 108H171V106L174 104V101H178L179 99H178V97H180V98H182L181 96H180V92H183L185 95H189L188 94V92H189V90L188 89H184V86H186L185 85V83H183V80H182V78L180 79L177 75H175L170 69H168L165 65H163L162 64V62L164 63V64H167L169 67H172L173 69H175L176 71H177V73H179V74H181V75H183L184 77H186V78H188V79H191L192 81H198L199 79H206V78H209L208 77V75L205 73V72H203V71H201L200 69H198V68H196V67H194L193 65H191V64H187V63H184V60L182 59V56L179 54V53H177L176 52V50H175V48L172 46V45H169V42H170V44H172V43H174V45H176V47L178 48V44L180 43L181 44V42L180 41H178L175 37H173V35L176 33L175 32V27L174 26H172L171 27V30L170 31H168V32H166V33H163V32H160V31H155L153 28H151ZM243 29V28H242ZM5 30H8V31H5ZM259 30V27H258V29H257V31ZM260 30H263V32H264V20H262V22H261V26H260ZM73 31V34L71 33ZM74 31H75V33L77 34L78 32L80 33L81 31V33H83V35H81V36H83V38H76V37H74V38H76V40H73V37H71V36H75L76 34L74 33ZM77 31V32H76ZM239 31V30H238ZM253 31V30H252ZM256 31V32H257ZM3 32H5V33H3ZM242 35H250V34H244L241 30L239 31ZM248 32V31H247ZM255 31L253 32V33H251V34H255L256 33ZM101 33V34H100ZM70 34H71V36H70ZM98 34V35H97ZM94 38H93V37ZM98 37V38H97ZM134 37V36H133ZM223 38V39H222ZM92 39V41H89V40H91ZM75 41V42H73V41ZM89 41V42H88ZM117 41H119L120 42V44L118 45V43H117ZM172 41V42H171ZM196 41H198V38H196ZM58 42H59V44H58ZM70 43V44H69ZM148 44V46H149V49H146V47H145V45L146 44ZM128 44V45H127ZM144 44V45H143ZM244 44H246V46L244 45ZM182 45V44H181ZM206 45V46H207ZM58 46H59V49H58ZM130 46H131V44H130ZM132 47V46H131ZM212 47L214 48V49H216V50H214V51H212ZM250 48L249 50L250 51H245V50H243L242 48ZM61 48V49H60ZM76 48V49H75ZM179 49V48H178ZM185 49V48H184ZM1 50V51H2ZM12 50V51H11ZM60 50H63V51H61L60 52V55H59V57L58 56H56V54L58 53V51H60ZM82 50V49H81ZM13 51H14V53H13ZM64 52H69L70 54H71V56L69 57L68 56V54H67V56L66 55H63V53ZM79 52V51H78ZM81 52V51H80ZM85 52V51H84ZM101 52H103V53H101ZM244 52H246V53H244ZM19 54V55H18ZM78 54V53H77ZM24 56V57H20L21 59L18 61H16V59H19V57L18 56ZM34 55H36V58L34 59ZM74 55V54H73ZM131 55V54H130ZM31 56H32V58H31ZM34 56V57H33ZM99 56V57H98ZM10 60H13V59H11L10 58ZM16 61V62H15ZM121 61V60H120ZM194 61V60H193ZM12 62V61H11ZM12 63V64H13ZM20 63V64H21ZM93 63V62H92ZM6 64V63H5ZM14 64L12 65V66H14L13 68H15L16 67V69L17 68H20L21 67V65L18 67L17 65L15 66ZM23 65V66H24ZM31 65H33L34 66V64H31ZM92 65V64H91ZM107 65H108V67H107ZM240 65H242L240 68H243L244 67V65H247L246 67H245V69H241L242 71H240L239 72V70H238V66H240ZM3 66H6V65H4L3 64ZM3 66H1V67H3ZM9 66H10V68H12V66H11V64H9ZM9 66H8V64H7V66H6V69H5V67H4V69L5 70H9ZM200 66H201V63H200ZM202 66H204V65H202ZM24 67H26V66H24ZM128 68V70H129V72H127V73H125V70H124V68ZM153 67V68H152ZM117 68H118V70H117ZM205 68V67H204ZM20 69H23V68H20ZM92 69V68H91ZM1 70V69H0ZM18 71H20L19 69H17ZM98 70H100V72L98 71ZM127 70V69H126ZM207 70V69H206ZM9 72H11L10 70H9ZM43 72V71H42ZM52 72H54V71H52ZM59 72V73H60ZM58 73V72H57ZM56 73V74H57ZM59 73L57 74V75H59ZM86 73V72H85ZM111 73V72H110ZM222 73V72H221ZM5 74H7V73H5ZM4 74V75H5ZM16 74V73H15ZM31 74H33V73H31ZM83 74V73H82ZM92 74V75H93ZM9 75V74H8ZM8 75H5L6 76V78L8 77ZM22 75H25V73L24 74H22ZM28 75H30V74H26L25 76H28ZM49 75V74H48ZM61 75V74H60ZM77 75V74H76ZM4 76V77H5ZM18 75H15V76H13V78L15 77H17ZM19 76H21V75H19ZM1 77V79L3 78L4 79V77L3 76H0ZM11 76H9L8 78H10ZM49 77V76H48ZM56 77V76H55ZM59 77V76H58ZM95 77V76H94ZM93 77V78H94ZM23 78V77H22ZM12 77L9 79V81L11 82L12 80ZM19 78H16V80H18ZM24 79V78H23ZM42 79V78H41ZM99 79V78H98ZM15 79H14V82L16 81ZM44 80V79H43ZM53 80H55L54 78H53ZM222 80V79H221ZM229 80L230 81H232V77L231 78H229ZM7 81H8V79H7ZM6 81V82H7ZM93 81V80H92ZM102 81V80H101ZM3 83H6V82H4V80L2 81ZM2 82H0V83H2ZM13 82V81H12ZM13 82V83H14ZM40 82H41V80H40ZM219 83H222V81H220V82H218V83H215V84H207L206 86H205V88L207 89V91L209 92V93H205V95H208V96H204V98H203V100L205 101V102H210V101H212V102H215V103H218V105L219 106H221L222 107V109L223 110H221V111H223L224 113L223 114H221V115H217V116H211V117H209V115H210V113H208V111L206 112V114L208 115H206V117H205V119H212V120H214V121H220V120H222V115H224V114H232V112H231V105H232V103H230V102H228V101H232V95H233V91H232V86H233V89H236V91L237 90H239V91H242V89H245L246 87H248V86H250V85H252V84H254V83H245V84H240V83H233L232 84V82H230V85L228 86V87H226V88H222L223 90L221 91V92H219V93H215V94H212V89H215L216 90V88L218 89L219 87L218 86H216V85H218ZM41 84H42V82H41ZM61 84V83H60ZM95 84V83H94ZM104 84V83H103ZM3 85H6V84H3ZM8 85V84H7ZM46 85V84H45ZM225 85H226V83H225ZM94 86V85H93ZM97 86H99V85H97ZM46 87V86H45ZM6 89V88H5ZM55 89V88H54ZM62 90V89H61ZM52 91V90H51ZM56 92V91H55ZM205 92V91H204ZM131 94V93H130ZM204 94V93H203ZM194 94L192 93V96H193ZM48 96V95H47ZM190 96V95H189ZM243 96V94H239V98L238 99H240L241 97ZM1 97V96H0ZM98 97V96H97ZM67 99V98H66ZM197 99V97H193L190 101H188L189 103H191L193 106H194V102H193V100L195 101ZM0 100H1V98H0ZM96 100L98 101V99L96 98V95H90L88 98H86V99H84V103H83V105H82V107L84 108V107H86V108H93L94 106H95V104H96ZM132 100H133V98H132ZM143 100V99H142ZM163 100V101H162ZM150 101V102H151ZM43 102V101H42ZM136 102V101H135ZM169 102H171V103H169ZM226 102V104H224ZM66 103V102H65ZM103 103H104V101H103ZM102 103V104H103ZM98 104V103H97ZM158 104V105H159ZM141 105V104H140ZM150 105V104H149ZM161 105V106H162ZM210 105V108H211V104H209ZM214 105H216V104H214ZM78 107V106H77ZM150 107V106H149ZM173 107V106H172ZM85 108V109H86ZM104 108H105V106H104ZM108 108H106L107 110H108ZM68 109H69V107H68ZM67 109V110H68ZM71 109L73 110V108L71 107ZM75 109V108H74ZM215 109H220V107H218V106H216L215 107ZM79 111H80V113H81V110L82 109H78ZM87 110V109H86ZM183 110H185V111H191V112H193V113H195L196 111L194 110V107H190V108H187V109H183ZM70 111V110H69ZM74 111V110H73ZM127 111V110H126ZM125 111V112H126ZM181 111V110H180ZM165 112V111H164ZM181 112H184V111H181ZM65 114L67 113L66 111L64 112ZM70 113V112H69ZM77 113H78V111H77ZM76 113V114H77ZM75 114V113H74ZM84 114V113H83ZM83 114H82V116H83ZM109 114H111V113H109ZM163 114V113H162ZM218 114V113H217ZM70 115V114H69ZM81 115V114H80ZM114 115V114H113ZM135 115V114H134ZM103 116V115H102ZM237 117V116H236ZM241 117H242V115H241ZM108 118V117H107ZM154 119V118H153ZM174 119V118H173ZM244 119V118H243ZM104 120H106V119H104ZM125 120V119H124ZM154 120H156V118L154 119ZM182 120V119H181ZM225 120V119H224ZM239 120H241V119H239ZM150 121V120H149ZM148 121V122H149ZM152 121V120H151ZM164 121V120H163ZM232 121V120H231ZM242 121V120H241ZM170 122V121H169ZM206 122V121H205ZM243 122V121H242ZM126 123V122H125ZM146 123V122H145ZM165 123V122H164ZM167 123V122H166ZM179 123H180V121H179ZM183 123V122H182ZM184 123H185V121H184ZM187 123V122H186ZM219 123V122H218ZM217 123V124H218ZM233 123V122H232ZM238 123V122H237ZM119 124V123H118ZM168 124V123H167ZM229 124V123H228ZM258 124V123H257ZM121 125V124H120ZM232 125V124H231ZM150 125L149 124H146V126H144L143 128V134L142 135H144V137L146 138H144L145 140H148L149 142H151L152 144L157 140V138L155 139V141L153 140V137H155L154 136V134H153V132H155L154 130H152L151 128H153V127H149ZM192 126V125H191ZM208 126V125H207ZM213 126H215V125H212V127ZM223 126V125H222ZM227 126V125H226ZM95 127V126H94ZM194 127V126H193ZM202 127H204V126H202ZM216 127H218V126H216ZM208 128V127H207ZM220 128H221V126H220ZM98 129V128H97ZM112 129V128H111ZM115 129V128H114ZM126 129V128H125ZM125 129H121V128H117V129H115V130H112L111 131V133L109 134V135H114L115 133L117 134V136H119L120 135V141H118V140H116V141H114V140H112L111 138H113L112 136H111V138L109 139V138H107V141H105L106 142V146L108 147V148H111L112 149V146H117V148H119L120 146V148H122L123 147V149L121 150V149H119V151L118 152H124V153H126L125 151L127 150V148H128V143L127 142H129L128 141V137L126 138L124 135H123V131L125 130ZM229 129H230V127H229ZM234 129V128H233ZM264 129V128H263ZM197 130V129H196ZM196 130L194 129V131L196 132ZM225 130V129H224ZM244 130V129H243ZM140 131H141V129H140ZM158 131H159V129H158ZM199 131H200V129H199ZM202 131V133H203V130H201ZM209 131V130H208ZM215 131V130H214ZM141 132V133H142ZM217 132V131H216ZM224 132V131H223ZM244 132V131H243ZM251 132V131H250ZM136 133V132H135ZM158 133V132H157ZM201 133V134H202ZM206 133H207V130H206ZM229 133V132H228ZM262 133V132H261ZM153 134V135H152ZM209 134H211L212 135V133H210L209 132ZM222 134H224V133H222ZM240 134V133H239ZM254 134V133H253ZM162 135V134H161ZM57 136V135H56ZM60 136V135H59ZM95 136V135H94ZM104 136V135H103ZM153 136V137H152ZM216 136H217V134H216ZM218 136H220V135H218ZM222 136V135H221ZM115 137V136H114ZM162 136H160V138H161ZM195 137V136H194ZM211 137V136H210ZM249 137V136H248ZM59 138H61V136L59 137ZM58 138V136H57V139H59ZM160 138L158 139L159 141H160ZM238 138V137H237ZM72 140L74 139V138H71ZM70 139V140H71ZM197 139V138H196ZM199 139V138H198ZM247 139V138H246ZM249 139H250V137H249ZM46 140V139H45ZM134 140H136V138L134 139ZM139 140V139H138ZM157 140V141H158ZM194 140V139H193ZM237 140V139H236ZM256 140V139H255ZM59 141V143L58 144H60V142H61V140H58ZM65 141V140H64ZM154 141V142H153ZM156 141V142H157ZM163 141V140H162ZM44 142V141H43ZM71 142V141H70ZM118 144H117V143ZM135 142H137V141H135ZM149 142H146L145 141V143H149ZM155 142V143H156ZM161 142V141H160ZM159 142V143H160ZM203 142V141H202ZM216 142V141H215ZM214 142V143H215ZM234 142V141H233ZM65 143H68V142H64V144ZM155 143H154V145H155ZM158 143V142H157ZM158 143V144H159ZM226 143V142H225ZM42 144H44V143H42ZM41 144V145H42ZM62 144V143H61ZM137 144L138 143H134V145L132 146V149H131V151L132 152H135V150H138L137 149ZM157 144V145H158ZM260 144V143H259ZM45 145V144H44ZM47 145V144H46ZM45 145V146H46ZM55 145V144H54ZM72 145H74V143L73 144H71V146ZM78 145H79V143H78ZM82 145V144H81ZM89 145V144H88ZM153 145V146H154ZM157 145H155V146H157ZM59 146V145H58ZM75 146V148H76V145H74ZM150 146V145H149ZM246 146V145H245ZM248 146V145H247ZM250 146V145H249ZM253 146V145H252ZM251 146V147H252ZM261 146V145H260ZM43 147V146H42ZM41 146H40V148H36V149H40L41 150V148H42ZM62 147H64L63 145H62ZM66 147V146H65ZM139 147V146H138ZM254 147V146H253ZM256 147V146H255ZM74 148V147H73ZM80 148V147H79ZM105 148V147H104ZM159 148V147H158ZM261 148H263V151H264V147L262 146ZM50 148H48V150H49ZM156 149H157V147H156ZM220 149V148H219ZM68 150H69V148H68ZM227 150V149H226ZM240 150V149H239ZM238 150V151H239ZM46 151V150H45ZM67 151V150H66ZM104 151V150H103ZM108 151H109V149H108ZM158 151H160V150H158ZM168 151V150H167ZM236 151V150H235ZM46 152H48V151H46ZM45 152V153H46ZM70 152V151H69ZM79 152V151H78ZM116 152H117V149H116ZM131 152V153H132ZM161 152V151H160ZM164 152V151H163ZM162 152V153H163ZM223 152V151H222ZM231 151H229L228 153H230ZM240 152V151H239ZM243 152V151H242ZM254 152V151H253ZM61 153V152H60ZM59 153V154H60ZM148 152H146V154H147ZM150 153H152V154H150ZM153 153H155V152H152L151 151V148H149V153H148V155H145V157L147 156L148 158H146V159H148V161L151 159H154V160H161L163 157H162V155L161 154H157V153H159V152H157L155 155L153 154ZM167 153V152H166ZM214 153V152H213ZM244 153V152H243ZM63 154V153H62ZM70 154H72V153H70ZM136 154V153H135ZM177 154V153H176ZM211 154V153H210ZM233 154V153H232ZM61 155V154H60ZM108 155V154H107ZM118 155H119V153H118ZM116 156V157H119L118 159H120L121 158V156ZM122 155V154H121ZM125 155V154H124ZM127 155V154H126ZM133 155V154H132ZM169 155V154H168ZM237 155V154H236ZM52 156V155H51ZM63 156H64V154H63ZM183 156V155H182ZM249 156V155H248ZM248 156L246 155V157L248 158ZM252 156V155H251ZM44 157V156H43ZM48 158L50 157V156H47ZM109 157V156H108ZM134 157V156H133ZM133 157L131 158V159H133ZM166 157V156H165ZM164 157V158H165ZM185 157V156H184ZM183 157V158H184ZM243 157H245V155L243 156ZM254 157H255V155H254ZM167 158V157H166ZM166 158L165 159H163V161L164 160H166ZM193 158V157H192ZM250 158V157H249ZM117 159V160H118ZM130 159V160H131ZM168 160L169 159H171V157L170 158H167ZM255 159V158H254ZM45 160H46V158H45ZM100 160V159H99ZM168 160H166V161H164V162H166L167 163V161ZM173 160L174 159H171V162L169 163V164H172V162H173ZM253 160V159H252ZM260 160H261V158H260ZM264 160V159H263ZM48 161V160H47ZM95 161V160H94ZM101 161V160H100ZM110 161V160H109ZM120 162H121V160H119ZM119 161H118V164H119ZM132 161V160H131ZM135 161V160H134ZM107 162V161H106ZM113 162H115V161H113ZM123 162V161H122ZM150 162H153V161H150ZM157 162V161H156ZM163 162V163H164ZM169 162V161H168ZM261 162V161H260ZM110 163V162H109ZM124 163V162H123ZM122 163V164H123ZM130 163V162H129ZM153 163H155V162H153ZM159 163H161V164H163L162 163V161H159ZM158 163V164H159ZM183 163V162H182ZM122 164L120 165V166H122ZM127 164V163H126ZM57 165V164H56ZM59 165V164H58ZM105 165H107L106 163H105ZM104 165V167L102 168V171H103V169H104V171H106V173H111L112 175L114 174L115 176H117L115 179H113V181H114V183H115V181H119V184L120 183H123V182H121L120 181V179L122 178L121 176H123V175H121L122 173H123V170H125V169H123V170H120V169H118V168H114L113 170H112V168H111V163L110 164H108L109 166H105ZM115 165V164H114ZM53 166H54V164L52 165V167L51 168H53ZM96 166V165H95ZM155 166V165H154ZM161 166V165H160ZM169 166V165H168ZM172 166H173V164H172ZM45 168H46V166H44ZM48 167V166H47ZM50 167V166H49ZM55 167V166H54ZM72 167V166H71ZM74 167V166H73ZM113 167V166H112ZM43 168V165H42V167H41V169ZM123 168V167H122ZM158 168H159V166H158ZM50 169V168H49ZM55 169V168H54ZM100 169V168H99ZM44 170V169H43ZM73 170V169H72ZM72 170H71V172H72ZM76 170V169H75ZM74 170V171H75ZM97 171H98V168L96 169ZM158 170V169H157ZM33 171V170H32ZM53 171H55V170H53ZM73 171V172H74ZM116 171V172H115ZM127 171V170H126ZM129 171V170H128ZM156 171V170H155ZM33 172H35V171H33ZM42 172L44 173V171H41L40 172V174H42ZM48 173V171L47 170H45V173ZM49 172H50V170H49ZM51 172H52V170H51ZM50 172V173H51ZM56 172H58L59 173V171H56ZM55 172V173H56ZM78 172H80L79 170H78ZM83 172V171H82ZM85 172V174L87 173L86 171H84ZM89 172V171H88ZM165 172H167V171H165ZM57 173V174H58ZM61 173V172H60ZM77 172H74V174H76ZM95 173L96 172H94V171H90V176H91V178L93 177V175H95ZM124 173H126V172H124ZM22 174H23V172H22ZM57 174H54V175H57ZM62 174H64V173H62ZM80 175H83V174H81V172L79 173ZM100 174H101V172H100ZM103 174V173H102ZM111 174H109V175H111ZM118 174H120L121 176H120V179H119V175ZM152 174V177H155V173L154 172H152L151 173ZM151 174H149V176L151 177ZM51 175H53V174H51ZM50 175V176H51ZM59 175V178H61L60 177V174H58ZM58 175H57V177H58ZM77 175H78V173H77ZM87 175H89L88 173L86 174V176L84 175V177H85V179H86V177L87 178H89V176H87ZM129 175V174H128ZM146 175V174H145ZM154 175V176H153ZM178 175V174H177ZM42 176V175H41ZM44 176V175H43ZM61 176H63L64 178H65V176L64 175H61ZM102 176V175H101ZM101 176H100V178H101ZM114 176V177H115ZM125 176H127V173H126V175ZM129 176H131V175H129ZM148 176V177H149ZM55 177V176H54ZM124 177V176H123ZM133 177H135V176H133ZM151 177V178H152ZM177 177V176H176ZM64 178H63V180H64ZM76 178H77V176H76ZM99 177H98V179H100ZM125 178V177H124ZM128 178V177H127ZM131 178V177H130ZM66 179V178H65ZM97 179V178H96ZM95 178H92V180H91V183H89V184H92V187H98L99 186V184H98V182L97 181H95L96 180ZM123 179V178H122ZM174 179V178H173ZM177 179V181H178V178H176ZM175 179V180H176ZM59 180V179H58ZM63 180H62V182H63ZM75 180H77V179H75ZM124 180V179H123ZM128 180H129V178H128ZM152 180V179H151ZM77 181H80V180H77ZM126 181V180H125ZM171 181H173V183L175 182L174 180H171ZM81 182H83V183H85L86 182V180H85V182L84 181H81ZM109 182V181H108ZM145 182H147V181H145ZM180 182V181H179ZM183 182V181H182ZM181 182V183H182ZM58 183V182H57ZM60 183L61 182H59L58 183V185H59V188H61L60 187ZM83 183H81V184H83ZM105 183V182H104ZM117 183V182H116ZM148 183V182H147ZM181 183L179 184L180 186H181ZM44 185H47V184H45V183H43ZM62 184V183H61ZM80 184V183H79ZM81 184L80 185H76V188L77 187H79V186H81ZM85 184H88V183H85ZM111 184H113V182L111 183ZM110 184V185H111ZM118 184V185H119ZM125 184V183H124ZM124 184H122V185H124ZM149 184V183H148ZM171 184V183H170ZM101 185H103V184H101ZM115 185V184H114ZM179 185H177L178 187H179ZM183 185V184H182ZM7 186V185H6ZM8 186H10L9 188H12L11 187V185H8ZM7 186V187H8ZM48 186V185H47ZM54 186V185H53ZM63 186H64V184H63ZM62 186V188L64 189L66 186H64L63 187ZM84 186V185H83ZM87 186V187H86ZM85 186V188L86 189H88L89 190V187H88V185H86ZM128 187H129V184L127 185ZM42 187V189H43V185L41 186ZM40 187V188H41ZM55 187V189L57 188V186L55 185L54 186ZM54 187H53V189H54ZM68 187H69V185H68ZM68 187H66V188H68ZM110 187H112V186H110ZM115 187V186H114ZM117 187V186H116ZM137 187H139V186H137ZM171 188H173L172 189V192L170 191V189L168 188V189H166L164 192H162L161 190H160V193L158 192L155 196H153V197H155L156 199V201L154 200V199H152L153 200V203H155V202H157L155 205H156V207H157V205H158V207L156 208L157 210H159L160 211V209H158V208H161V206H162V204H166V203H171L170 201H172V202H174L175 201V203H173L174 205L176 204V202H177V198L176 197H178V202H177V204H178V206H179V208L180 209H182V211H180V209H176V211L177 210H179V213L180 214H184V212L186 213L187 211H189L188 209H189V207H190V209H191V207L193 206V204H192V206H190L189 205V203L187 202V201H191V199H190V195L187 197L189 200H187V199H184L185 198V195H184V193H182V192H185V191H181V193L178 191V193H180L181 195L183 194L184 195V197H182L184 200H186V202H187V204H186V202H184L183 203V201L181 202V200L179 201V199L181 198V197H179L180 196V194H177V196L175 195L176 194V192H175V190H177V188L176 189H174V185L173 186H170ZM182 187H184V186H182ZM5 188V187H4ZM36 188V187H35ZM58 188V189H59ZM79 188H82V186L81 187H79ZM84 188V187H83ZM84 188V189H85ZM109 188V187H108ZM34 189V188H33ZM44 189H45V191L47 192L48 190H46L47 188H45L44 187ZM43 189V190H44ZM51 191L50 192H52V190L53 189H51V188H49ZM63 189H61V190H63ZM74 189H75V187H74ZM83 189V190H84ZM105 189H107V187H105ZM112 189V188H111ZM115 189H117V188H115ZM124 189V188H123ZM179 189H181V188H179ZM185 189V188H184ZM183 188L181 189V190H184ZM5 190V189H4ZM8 190V189H7ZM11 190V189H10ZM9 190V191H10ZM37 190L38 189H36L35 191H36V193H37ZM78 190V189H77ZM81 190V189H80ZM95 190H97V189H95ZM100 190V189H99ZM104 190V189H103ZM102 190V191H103ZM110 190V189H109ZM144 190V189H143ZM146 190V189H145ZM169 192H168V191ZM31 191H34V190H31ZM39 191H42V190H40L39 189ZM57 191V190H56ZM59 191H60V189H59ZM66 192L68 191L67 189L65 190ZM64 191V192H65ZM91 191H93V190H91ZM101 191V190H100ZM99 191V192H100ZM120 191H121V189H120ZM167 191V192H166ZM80 192V191H79ZM82 192H84V191H82L81 190V194H80V196L81 195H84V196H87V199L89 198V197H91L90 195L91 194H89L88 195V193H90V191L88 192V193H85V194H83ZM85 192H87V190L85 191ZM97 192V191H96ZM99 192H97V193H94V194H92L93 196L95 195V194H97L98 195V193ZM104 192V191H103ZM102 192V193H103ZM106 192V191H105ZM144 192V194H145V191H143ZM161 192L162 193H165L166 192V194H164V195H166V197L168 198H164L165 196L164 195H162L161 194ZM35 192L33 193V195L34 194H36ZM39 193H41V192H39ZM42 193H44L45 194V192H42ZM61 193V191L59 192V194ZM68 193V192H67ZM92 193V192H91ZM108 193V195H109V191L107 192ZM107 193H105V195L107 194ZM115 193V192H114ZM113 193V190L111 191V195H113L114 194ZM122 193V192H121ZM167 193L168 194H172V193H175V194H173V195H175L176 197H174L173 198V195H172V197H169L168 195H167ZM65 194V193H64ZM63 193H62V195H59V196H57V197H59V199H61V196H63L64 195ZM87 194V195H86ZM141 194V193H140ZM143 194V193H142ZM158 194H161L160 196L158 195ZM187 194H189V193H187ZM31 195H32V193H31ZM32 195V196H33ZM66 195H68V194H66ZM105 195H103L102 197H101V200H103L102 198L103 197H105ZM107 195V196H108ZM116 195H117V193H116ZM115 195V196H116ZM138 195V194H137ZM136 194H133L132 196H134V198H135V196H137ZM158 195V196H157ZM182 195V196H183ZM36 196V195H35ZM46 196V195H45ZM53 196H54V194H53ZM69 196V195H68ZM84 196H81L82 198L84 197ZM96 196V195H95ZM105 197V199L106 198H108V197ZM128 196V195H127ZM129 196H131L130 194H129ZM128 196V197H129ZM131 196V197H132ZM141 195H139V198H142V197H140ZM157 196V197H156ZM162 196H164L163 198L164 199H166V202H164L161 198H162ZM43 197V196H42ZM48 197V196H47ZM49 197L51 198L52 196H50L49 195ZM67 197V196H66ZM69 197H71V196H69ZM80 197V198H81ZM110 197V196H109ZM114 197V196H113ZM113 197H110V198H113ZM160 197V198H159ZM81 198V199H82ZM96 198V197H95ZM109 198V199H110ZM138 198V197H137ZM152 198V197H151ZM176 198V199H175ZM181 198V199H182ZM192 198V197H191ZM35 199H37V198H35ZM34 199V200H35ZM40 199V198H39ZM48 199V198H47ZM68 199H70V198H68ZM67 199V200H68ZM73 199V198H72ZM93 199H94V197H93ZM109 199L107 200V202L109 201ZM114 199H115V197H114ZM159 199H161V200H159ZM171 199H173V200H171ZM194 199V198H193ZM27 200H29V199H27ZM41 200V199H40ZM44 200H46L45 198H44ZM51 200H52V202H53V200L54 201H56L54 198L53 199H50V202H51ZM63 200H66L65 199V197L63 198L62 197V199H61V201L64 203L65 201H63ZM82 200H84V199H82ZM95 200H97V199H95ZM95 200H94V202H95ZM168 200V201H167ZM31 201V200H30ZM35 201H39V200H35ZM41 201H43V200H41ZM46 201H48V200H46ZM45 201V202H46ZM73 200H70V201H66V203H71V205H72V202ZM98 202H99V200H97ZM111 201H113L112 199H111ZM122 201V200H121ZM140 201V200H139ZM138 201V202H139ZM158 201H160V202H162V203H160V202H158ZM196 201V199L194 200V202ZM44 201L43 202H41V206H40V204L38 205V203H40V201L37 203V207H38V209H40L39 208V206L40 207H42L43 206V203L46 205V203L47 204H51V203H48V202H46L45 203ZM61 202V203H62ZM85 203H87L86 202V199H85V201H84ZM84 202H82V204H83V208H85V205H86V207H87V204H85ZM94 202L92 201V204H94ZM103 202V201H102ZM115 202H117V201H115ZM164 202V203H163ZM7 203H10L11 204V202H7ZM34 203H36V202H34ZM58 203V202H57ZM63 203H62V205H63ZM66 203H64V204H66ZM75 203V202H74ZM74 203H73V206H74ZM76 203H78V202H76ZM75 203V204H76ZM104 203V202H103ZM120 203V202H119ZM151 203V202H150ZM159 203V204H158ZM180 203H183V205H181ZM192 202H190V204H191ZM196 203V202H195ZM194 203V204H195ZM200 203V202H199ZM32 204V203H31ZM54 204L55 205H53V206H50V208L52 207V208H54L55 206H60V208H61V206L62 205H56V203L54 202ZM92 204H90V202H89V206L87 207V209L90 211H88L87 213H86V211L84 212V210H87L86 208L85 209H83V213H85V214H83L84 215V217L86 216L87 217V219H89V220H87L86 218H84L85 219V222L86 221H88V222H90V216L92 217V215L91 214H93L92 212H91V208L93 209V207H94V205H95V207H94V210H93V212H94V214H95V211L98 209V207L96 206V204H99V203H97V202H95V204L93 205V207H92ZM105 204V203H104ZM108 204H110V201L108 202ZM111 204L112 205H115V203L113 204L112 202H111ZM131 204H134V203H131ZM167 204V205H168ZM197 204V203H196ZM29 205H30V203H29ZM70 205V204H69ZM70 205V206H71ZM90 205H91V207H90ZM118 205H120V204H118ZM118 205H116V207L118 206ZM135 205V204H134ZM155 205H153V206H155ZM167 205H165V206H162V207H164V209H166L165 207L167 206ZM180 205H181V207H180ZM188 205H189V207H188ZM200 205H202V206H204V204H199L197 207H199ZM31 206V205H30ZM29 206V207H30ZM33 206V205H32ZM77 206H78V204H77ZM124 206V205H123ZM152 206V205H151ZM150 206V204H149V207H151ZM152 206V207H153ZM169 206V208H171L170 210H168V207H167V210L165 211V210H163L164 211V213L165 214H167V215H169L168 213H166V212H170V213H176V211L174 212V206L171 204H169L168 205ZM172 206H173V208H172ZM44 207H46L47 208V206H44ZM67 207H69V206H66V208ZM89 207H90V209H89ZM109 207V206H108ZM110 207H112V206H110ZM115 207V206H114ZM115 207V208H116ZM176 207H177V205H176ZM43 208V207H42ZM50 208H48L47 209V212L50 210ZM56 208V207H55ZM54 208V210H56ZM58 208V207H57ZM65 208V209H66ZM77 208V207H76ZM75 208V209H76ZM103 208V207H102ZM120 208V207H119ZM203 209H204V207H202ZM201 208V206H200V211H203V209ZM32 209V210H31ZM29 211H32L33 213H36V212H34V211H36L37 210V208L33 211V209L34 208H31ZM63 209V208H62ZM61 209V210H62ZM70 209H72V207H70L69 208V211H70ZM74 209V208H73ZM72 209V211L74 212L75 211V209L73 210ZM106 209H107V207H106ZM106 209H105V211L104 212H106ZM112 209V208H111ZM110 208H109V210H111ZM114 209V208H113ZM123 209V208H122ZM127 209V208H126ZM130 209V208H129ZM149 209H151L152 210V208H149ZM156 209L154 208V210H153V215H154V213H155V215H157V216H159V214H161L160 212H158V211H156ZM187 210V211H184V210ZM53 210V211H54ZM59 211H61L60 209H58ZM57 210V211H58ZM64 210V209H63ZM99 210H100V208H99ZM117 210V209H116ZM116 210H114V211H116ZM125 210V209H124ZM150 210V212L152 213V211ZM205 210V209H204ZM40 211V210H39ZM41 211H45V210H41ZM41 211H40V213H41ZM65 211V210H64ZM63 211V212H64ZM98 211V210H97ZM96 211V212H97ZM113 211V210H112ZM148 211V208H147V210H146V212ZM37 212H38V210H37ZM49 212H52V210H50ZM63 212L61 211V214L60 215H62L63 214ZM98 212H100V211H98ZM120 212V211H119ZM156 212H158V214H156ZM182 212V213H181ZM33 213H32V215H33ZM43 213V212H42ZM53 213V212H52ZM55 213H56V211H55ZM59 212H57L56 214H57V217H58V214ZM65 213H66V211H65ZM64 213V214H65ZM90 213V214H89ZM108 214H109V216L111 217L112 215H114V217L116 216L115 214L117 213V211H116V213H113V212H107ZM106 213V216H103L102 217V215L100 216L102 219H100L99 218V222H100V220H105V219H107L108 218V214ZM111 213H113L112 215H111ZM134 213V212H133ZM151 213H147L148 215L149 214H151ZM178 213V214H179ZM188 214L189 213H191V212H187ZM186 213V214H187ZM204 213V212H203ZM31 214V213H30ZM37 214V213H36ZM47 214V213H46ZM69 214H71V212L69 213ZM98 214V213H97ZM101 214H102V212H101ZM103 214H105V213H103ZM118 214V213H117ZM147 214H143V216L144 217H142L141 216V218H143V221H144V218L146 217V220H147V217H148V215ZM200 214H202V213H200L199 212V217L200 216H204L205 215V213L204 214H202V215H200ZM35 215V214H34ZM47 215H51L50 213H48ZM46 215V216H47ZM59 215V216H60ZM74 215H76V213L74 214ZM124 215H126V213L124 214ZM134 215H136V214H134ZM145 215H147V216H145ZM166 215V217L168 218V217H170V216H167ZM171 215V214H170ZM175 215H177V214H175ZM175 215L174 214H172L171 215V217L170 218H172L173 216L175 217ZM190 215V214H189ZM209 215V214H208ZM207 214L204 216V217H206V216H208ZM27 216V215H26ZM29 216H31V215H29ZM53 216V215H52ZM54 216H55V214H54ZM63 216V215H62ZM61 216V217H62ZM65 216H66V214H65ZM72 216V215H71ZM88 216H89V218H88ZM127 216V215H126ZM130 216V215H129ZM137 216V215H136ZM151 216L152 215H150L149 216V218L148 219H151ZM161 217L162 216H164L163 215V213L160 215ZM32 217V216H31ZM39 217H41L40 216V214H39V216H38V218ZM43 217H44V214H43ZM48 217H50V216H48ZM75 217V216H74ZM95 217V216H94ZM105 217V218H104ZM109 217V218H110ZM113 217V216H112ZM116 217H118V216H116ZM131 217V216H130ZM129 217V218H130ZM154 217H156V216H154ZM177 218H178V215L176 216ZM181 217V216H180ZM191 217V216H190ZM189 217V218H190ZM203 217V221H205V218ZM34 218V217H33ZM32 218V219H33ZM37 218V224H38V220L40 219H38ZM47 218V217H46ZM52 217H50L49 219H51ZM64 219L66 218V217H63ZM69 218H70V215H69ZM119 218H120V216H119ZM126 218H128V217H126ZM153 218V217H152ZM158 218V217H157ZM177 218H175V219H177ZM36 219V218H35ZM35 219H33L34 220V223L36 222L35 221ZM44 219H45V217H44ZM44 219H40V221H42V220H44ZM48 219V218H47ZM46 219V220H47ZM53 219H58V218H56V217H53ZM53 219H52V221H53ZM75 219V218H74ZM73 219V220H74ZM77 219V218H76ZM76 219H75V223H76ZM84 219H83V221H84ZM112 219H114V218H112ZM116 220H117V218H115ZM114 219V220H115ZM123 219V218H122ZM154 219V218H153ZM166 219V218H165ZM196 219V218H195ZM200 219H202V218H200ZM26 220H28V219H26ZM26 220H25V226H27L26 224H28V222H30V221H28L27 223H26ZM58 220H61V218L60 219H58ZM68 220V219H67ZM108 220V219H107ZM119 220V219H118ZM145 220V221H146ZM157 221L156 222H158V219H156ZM159 220H162V219H160L159 218ZM163 220H164V218H163ZM167 220H169V221H167V222H169V226H171V227H173V226H175V225H171V219H167ZM174 220V219H173ZM172 220V222L174 223V221ZM179 220V218L177 219V221ZM198 220H199V218H198ZM50 221V220H49ZM63 221V220H62ZM71 221H72V219H71ZM71 221H70V223H71ZM130 221V220H129ZM129 221H127V222H129ZM131 221H133V220H131ZM130 221V222H131ZM142 221V222H143ZM144 221V222H145ZM180 221H182V218H181V220ZM186 221V220H185ZM185 221L183 222L184 224H186L185 223ZM5 222V221H4ZM4 222H2V223H4ZM20 222V221H19ZM54 222H56V221H54ZM59 222V221H58ZM61 222V221H60ZM64 222H65V220H64ZM69 222V221H68ZM67 222V223H68ZM91 222H93V221H91ZM95 222V221H94ZM106 222V221H105ZM105 222H103L104 224H105ZM134 222H136V221H134ZM143 222V223H144ZM147 223H149L150 221H146ZM145 222V223H146ZM154 221H152L151 223H153ZM156 222H154V223H156ZM165 222V221H164ZM187 225H184V227L186 226V229H185V231L186 232H190V226L189 225H192L193 223L191 222V219H190V221H188L187 220ZM190 222H191V224H190ZM196 222V221H195ZM194 222V226L195 225H197L196 223ZM1 223V225H3ZM22 223V222H21ZM42 224L44 223V221L43 222H41ZM46 223V222H45ZM44 223V224H45ZM63 223V222H62ZM74 222H72V224H73ZM96 223V222H95ZM94 223V224H95ZM108 223H111V222H108ZM113 223V222H112ZM126 223V222H125ZM124 223V224H125ZM142 223V224H143ZM153 223V224H154ZM160 223H162L161 221H160ZM183 223H182V225H183ZM199 223V222H198ZM32 224H33V221H32ZM39 224H40V222H39ZM43 224V225H44ZM50 225L52 224V223H49ZM60 224V223H59ZM97 224V223H96ZM152 224V225H153ZM158 224H159V222H158ZM175 224H177L178 225V223H175ZM179 224H181V223H179ZM23 225V226H24ZM29 226H30V224H28ZM48 225V224H47ZM52 225H54V224H52ZM56 225V224H55ZM62 225H66L65 223H63ZM62 225H60L61 227H57V228H60V230H61V228H62ZM69 225V224H68ZM67 225V226H68ZM87 225V224H86ZM90 225H93V223L91 224L90 223ZM109 225V224H108ZM126 225H127V223H126ZM144 225V224H143ZM155 226H149V224H148V226L145 224V226L146 227H144L145 228V230L147 229L148 231H149V228L152 230L151 232H153L154 230V233L156 232V230L157 229H153L154 227L155 228H157V225L156 224H154ZM163 225H165V223L164 224H162V227H163ZM166 225H168V224H166ZM24 226V228L23 229H25L26 227ZM32 226V225H31ZM35 226V224L32 226V228ZM41 226V225H40ZM67 226L65 227V228H67ZM72 226V225H71ZM123 226V225H122ZM135 226V225H134ZM161 226V225H160ZM178 226H180V225H178ZM189 226V227H188ZM17 227V226H16ZM45 228L46 227H49V226H44ZM53 227V226H52ZM72 227H76V224H75V226H72ZM72 227H71V229H72ZM85 227V226H84ZM90 227V226H89ZM99 227V226H98ZM131 227V226H130ZM142 227V226H141ZM149 227V228H148ZM151 227H153V228H151ZM177 227V226H176ZM183 226H182V228H184ZM189 229H188V228ZM37 228V230H38V226L36 227ZM41 228V227H40ZM43 228V227H42ZM45 228H43V229H45ZM56 228V227H55ZM70 227H68L67 228V230L69 229ZM87 228V227H86ZM91 229H92V226L90 227ZM94 228V227H93ZM117 227H115V229H116ZM138 228V227H137ZM159 228V227H158ZM164 228V227H163ZM166 228H168V227H166ZM173 228H175V227H173ZM179 228V227H178ZM177 228V229H178ZM2 229V228H1ZM1 229H0V231H1ZM22 229V230H23ZM26 229H28V228H26ZM35 229V228H34ZM47 229V228H46ZM45 229V230H46ZM70 229V230H71ZM85 228H83V230H84ZM89 229V228H88ZM86 230L87 231V233L88 234H90V230ZM108 229V228H107ZM106 229V230H107ZM111 229H113V228H111ZM115 229H114V232H115ZM132 229H134L133 227H132ZM131 229V230H132ZM176 229V230H177ZM16 229H14V231H15ZM20 230V229H19ZM30 230V229H29ZM53 230V229H52ZM66 230V229H65ZM67 230H66V232H67ZM73 230H76V229H73ZM94 230V229H93ZM95 230H96V228H95ZM106 230H105V232H106ZM141 230H142V228H141ZM141 230H140V232H141ZM158 230H160V229H158ZM161 230H162V228H161ZM164 230H167L166 232H168V230H169V232L171 231L170 230V228H168V229H165L164 228ZM182 230V229H181ZM184 230V229H183ZM182 230V232H179L180 230H178V232L179 233H181V235L176 231L175 233L177 234H179V240L180 239H182L183 240V238H185L184 237V234H185V236H186V233L184 232ZM40 231H42L43 232V230L41 229ZM48 231V230H47ZM51 231V230H50ZM54 231V230H53ZM56 231V230H55ZM69 231V230H68ZM85 231V232H86ZM108 231H110V229L108 230ZM112 232H113V230H111ZM110 231V232H111ZM130 231V230H129ZM128 231V232H129ZM138 231H139V229H138ZM19 232V231H18ZM41 232V233H42ZM58 232H59V234L58 235H56L57 237H55L57 240H54L53 242L51 241V239H52V236H55L54 235V233L53 232H50L49 234L48 233H45V235H46V237L44 238V237H42L41 238V236H40V238H39V236H38V238L40 239H38V238H36V239H38L36 242H35V247L37 248V250H38V252H37V250L35 249V251L36 252H34V251H32V250H34V249H32L31 248V246H30V249H32V250H30L29 249V251L30 252H32L33 254V257L36 255V258H38L39 257V260H40V256H41V258H42V256H44V255H46V256H44V259H47V257H48V259L47 260H49V261H51L52 263H53V261L55 262V260H56V258H58V257H60V255L62 254L63 256H61V257H64V258H60L61 259V261L64 259H68V258H70V260L71 259H73L72 257H74L75 255H76V253L78 252L77 250H76V248H75V246H73V245H71V244H73V243H71L70 244V242L68 243L67 241H70V239H71V241L72 240H74L75 241V239L74 238H71V236H70V234L69 235H67V236H65L67 233L65 232V231H59L58 230ZM94 232V231H93ZM111 232V233H112ZM125 232V231H124ZM136 232H137V229H136ZM136 232H135V234H136ZM139 232V233H140ZM151 232H149L150 234H151ZM158 232V231H157ZM162 232H163V230H162ZM165 232V233H166ZM173 232V229H172V231L170 232V233H172ZM10 233H13V231L12 232H10ZM38 233H40V232H38ZM44 233V232H43ZM42 233V234H43ZM53 233V234H52ZM60 233H61V236H60ZM84 233V232H83ZM82 233V234H83ZM102 233L103 234H106L107 233V235H108V238L110 237V234L108 233V232H106V233H104V230L102 231ZM148 233V235L150 236V234ZM154 233H152V234H154ZM16 234H17V232H16ZM19 234V233H18ZM22 234H25V230H24V233H22ZM26 234H27V232H26ZM37 234V233H36ZM47 234L49 235V237H47ZM56 234V233H55ZM73 234V233H72ZM75 234H76V232H75ZM86 234V233H85ZM101 235V237L102 236H104V235ZM134 234V233H133ZM132 234V235H133ZM157 234H160V233H157ZM164 234V233H163ZM169 234V233H168ZM168 234H166V236H170V235H168ZM21 235V234H20ZM38 235V234H37ZM62 235H64V236H62ZM92 235V234H91ZM106 235V236H107ZM113 235H114V233H113ZM128 235V234H127ZM132 235H130L129 236V239H128V241H133L134 242V240H132L131 239V237H132ZM137 236H138V233L136 234ZM160 235H162V234H160ZM165 235V234H164ZM173 235H174V232H173ZM183 235V238L181 237ZM14 236V235H13ZM17 236V235H16ZM21 236H23V235H21ZM70 236V237H69ZM73 237H74V235H72ZM84 236V235H83ZM82 236V237H83ZM94 236V235H93ZM112 236V235H111ZM135 236V235H134ZM148 236V237H149ZM175 236V235H174ZM178 236V235H177ZM188 236V235H187ZM66 237H68V238H66ZM151 237V240H152V238H154L155 239V237H156V241L157 242H162L163 240L165 241V239H163V238H165V237H161L160 238V236H158L157 237V235H155V237L153 236H150ZM176 237V236H175ZM0 238H1V235H0ZM8 238V237H7ZM75 238H77V237H75ZM86 238V237H85ZM89 238V240H90V237H88ZM97 238H99V237H97ZM96 238V239H97ZM104 238H106V239H108L107 237H105L104 236ZM127 238H128V236H127ZM127 238H126V240H125V238L123 239L124 240V242H126L127 241ZM133 238V237H132ZM172 238V237H171ZM199 238V237H198ZM202 238V237H201ZM16 239H19V238H15V240ZM20 239H21V237H20ZM59 239V240H58ZM61 239V240H60ZM63 239V240H62ZM64 239H65V242H63L64 241ZM80 239H82L83 241H84V239L83 238H80ZM79 239V240H80ZM94 238H91V242H93L94 240H93ZM100 239V238H99ZM102 239V238H101ZM112 239V238H111ZM110 239V240H111ZM135 239V238H134ZM167 239V238H166ZM170 239V238H169ZM173 239V238H172ZM175 239V238H174ZM200 239V238H199ZM198 239V240H199ZM32 240V239H31ZM53 240V239H52ZM67 240V241H66ZM76 240H78V239H76ZM109 240V239H108ZM109 240V241H110ZM148 240H150V239H148ZM147 240V241H148ZM159 240V241H158ZM162 240V241H161ZM186 240V239H185ZM56 241V244H57V242H58V248L61 246V243L63 244L64 243V245H63V247H66L65 249H62L63 250V253H61L62 252V250H61V248L60 249H56V247H57V245L54 243ZM61 241V242H60ZM73 241V242H74ZM86 242H88L87 240H85ZM85 241L83 242L84 244H85ZM99 241H101V240H99ZM102 241H103V239H102ZM108 241V242H109ZM171 241V240H170ZM202 241V240H201ZM76 242V241H75ZM77 242H79V241H77ZM81 242V241H80ZM132 242V243H133ZM149 242V241H148ZM148 242H147V245L146 246H148ZM168 242V239H167V241L165 242V243H167ZM180 242V241H179ZM196 242H199V241H196ZM33 243V242H32ZM56 245H54V244ZM65 243H68V245H70V246H73V248H75V250L77 251L75 254H74V256H72V257H68L67 258V256H68V254L70 253V255L69 256H71L72 255V250H73V252H75L74 251V249H70L71 250V252H69L70 250H69V248H70V246L68 247V245H66ZM121 243H122V241H121ZM120 243V244H121ZM129 246H130V248L132 249V247H131V242H126ZM137 243H139V241H137L135 244H137ZM150 243V242H149ZM155 243V242H154ZM164 243V242H163ZM176 243H177V241H176ZM29 244L30 243H28V246H29ZM87 244V243H86ZM85 244V247L88 245H86ZM93 244V245H92ZM103 244H105V243H96V245H98V246H94V243H90L89 244V246H93V248L95 247V249L96 248H98L97 250L100 252V250H102L104 247H105V245H103L104 247H102V245ZM127 244H123V245H127ZM134 244V245H135ZM146 244V243H145ZM157 244V243H156ZM158 244H160V243H158ZM178 244V243H177ZM74 245H75V243H74ZM76 245H78V243L76 244ZM101 245V246H100ZM133 245V244H132ZM150 245V244H149ZM152 245V247H153V243L151 244ZM151 245L149 246L150 248H151ZM155 245V244H154ZM162 245V243L160 244V246ZM165 245V244H164ZM220 245V244H219ZM19 246V245H18ZM18 246L14 243V241H12V240H10V238H9V240L8 239H5L4 241H2V239H0V252L2 253L1 255H0V263H7V264H18V263H21V264H28V263H31V261L33 260V258L31 259V261H29L28 259H27V262H25L26 261V259H25V257H27L28 258V256H29V254H28V252L26 253V255L27 256H23V255H25V254H23V252L20 254L19 253V251H18ZM22 246H23V244H22ZM88 246V247H89ZM129 246H126V248H124L125 250L127 249V247L129 248ZM159 246V245H158ZM172 246H174V245H172ZM189 246V245H188ZM221 246V245H220ZM227 246V245H226ZM24 247V246H23ZM38 247H41V249L39 250L38 249ZM62 247V246H61ZM135 247H136V245H135ZM137 247H139L138 246V244H137ZM136 247V248H137ZM148 247V248H149ZM155 247H156V249L153 247V249L154 250H158V247H157V245H155ZM163 247V246H162ZM175 247V246H174ZM184 247V246H183ZM198 247V246H197ZM197 247H195V249L196 250H198L197 249ZM215 247H217V246H215ZM26 248H28V247H26ZM44 248H48L49 249V253L48 252H46L45 253V251H47V250H44ZM87 248V247H86ZM90 248V247H89ZM100 248H102V249H100ZM117 248H118V250H117V252L119 251V248H121V247H118L117 246ZM129 248V249H130ZM136 248H134V250H136ZM143 248H144V245H143ZM150 248H149V250H150ZM161 248V247H160ZM163 248H166V247H163ZM138 249V248H137ZM140 249H142V248H139V252L137 251L136 252V254L138 253H140V252H142V251H144L145 250V248H144V250H140ZM179 249V248H178ZM176 250L177 251V253L179 252V250ZM183 250H185L184 248H182ZM187 249V248H186ZM60 250H61V252H60ZM148 250V249H147ZM148 250V251H149ZM173 250V249H172ZM182 250V251H183ZM61 253L60 255H59V252ZM67 251V253H64V252H66ZM91 251H93V249L91 248ZM91 251L89 250L88 252H90V254H92V255H94V254H98L99 252L98 251H95L94 250V254L93 253H91ZM103 251V250H102ZM122 251H123V249H122ZM132 251H133V249H132ZM147 251V253L146 254H150L151 253V250H150V252H148ZM159 251V250H158ZM161 251H163V250H161ZM161 251L159 252V254L161 253ZM175 251V250H174ZM186 251V250H185ZM184 251V252H185ZM187 251H189V250H187ZM95 252H97V253H95ZM126 252H128V251H126ZM146 252V251H145ZM145 252H144V254H145ZM152 252H154V251H152ZM180 252H181V249H180ZM192 252V251H191ZM201 252V251H200ZM119 253H120V251H119ZM130 253V252H129ZM128 253V255H130ZM155 253V252H154ZM165 253V252H164ZM176 252H175V254H177ZM23 254V255H22ZM37 254H40V256L39 255H37ZM66 254V255H65ZM99 254H103L102 256H104L105 254H104V251H103V253L102 252H100ZM123 254V253H122ZM126 254V253H125ZM125 254H124V256H125ZM137 254V255H138ZM144 254H142V255H144ZM156 254V253H155ZM163 254V253H162ZM179 254H184L183 252L182 253H179ZM200 254V253H199ZM59 255V256H58ZM65 255V256H64ZM127 255V256H128ZM152 255V254H151ZM161 255V254H160ZM167 254H165V256H166ZM186 255L189 257V255H188V253H186ZM31 256V255H30ZM55 256V257H54ZM78 256V255H77ZM87 256H88V254H87ZM90 256V255H89ZM96 256V255H95ZM106 256V255H105ZM139 256V255H138ZM147 256V255H146ZM146 256L144 255V257L146 258ZM154 256H157V254L156 255H154ZM159 256V255H158ZM163 256V255H162ZM162 256L160 257V258H162ZM164 256V258H166ZM186 256V257H187ZM198 256V255H197ZM46 257V258H45ZM53 257V258H52ZM79 257V256H78ZM91 257H93V256H90L89 258H91ZM129 257L130 256H128V259H129ZM143 257V256H142ZM148 257V256H147ZM35 258V259H36ZM55 258V259H54ZM76 257H74V259H75ZM80 258V257H79ZM103 258H108V257H103ZM102 258V259H103ZM120 258V260H121V257H119ZM126 258V257H125ZM124 258V260H121V264H123V263H125V262H127V261H125V260H128V259H125ZM138 258H140V257H138ZM145 258H144V260H145ZM150 258V257H149ZM156 260H157V258L156 257H154ZM181 258V257H180ZM222 259H223V257H221ZM34 259V260H35ZM43 259V258H42ZM43 259V260H44ZM51 259V260H50ZM54 259V260H53ZM60 259H58V262L60 261ZM94 259V258H93ZM98 259H100V258H98ZM147 259V258H146ZM151 259H152V256H151ZM200 259V258H199ZM34 260L32 261V263H35L34 262ZM38 260V261H39ZM63 260V264H73V261L74 260H65L64 261ZM76 260H78L77 258H76ZM92 259H90L89 261H90V263L91 262H93V261H95V259L93 260V261H91ZM108 260V259H107ZM140 260H141V258H140ZM162 260V259H161ZM36 261V260H35ZM42 261V260H41ZM49 261H46V260H44V262H45V264H48V263H50ZM60 261V262H61ZM97 261V260H96ZM99 262H100V260H98ZM104 261H106L105 259H104ZM119 260H117V262H118ZM125 261V262H124ZM142 261V260H141ZM149 261V260H148ZM200 261H202V260H200ZM48 262V263H47ZM57 262V263H58ZM59 262V263H60ZM65 262V263H64ZM72 262V263H71ZM78 262H80V261H78ZM99 262H97V263H95V264H98ZM107 262V261H106ZM129 262V261H128ZM143 262H145V261H143ZM142 262V263H143ZM150 262V261H149ZM151 262H153V261H151ZM157 262H160V260H158ZM162 262H164V261H162ZM43 263V262H42ZM51 263V264H52ZM56 262L54 263V264H57ZM77 263V262H76ZM76 263H74V264H76ZM80 263H82V262H80ZM89 263V264H90ZM94 263V262H93ZM102 263H103V261H102ZM102 263H100V264H102ZM105 263V262H104ZM114 263V262H113ZM116 263V262H115ZM130 264L132 263V261L131 262H129ZM142 263H140V264H142ZM148 263V262H147ZM154 263V262H153ZM161 263V262H160ZM165 263H167V262H165ZM164 263V264H165ZM35 264H37V261H36V263ZM62 264V263H61ZM107 264H109V263H107ZM117 264V263H116ZM119 264H120V262H119ZM133 264V263H132ZM136 264H138L137 262H136ZM146 264V263H145ZM149 264V263H148ZM155 264H157V263H155ZM159 264V263H158ZM162 264V263H161ZM181 264H182V262H181ZM183 264H186V262L185 263H183ZM202 264V263H201Z\"/></svg>","mask_w":264,"mask_h":264},{"label":"water","instance_id":"3","mask_svg":"<svg viewBox=\"0 0 264 264\" xmlns=\"http://www.w3.org/2000/svg\"><path fill=\"white\" fill-rule=\"evenodd\" d=\"M150 1H151V4H155L160 7V9L162 10V13L163 12L165 13L167 20H164L162 16L159 17L151 11L150 9L151 4H149ZM223 1L227 2L226 0H223ZM98 2H99L98 8L103 13L101 28L105 32H108L107 34L108 37H113V35L115 36L118 35L121 39V35H122L123 38L125 37L128 38L129 39L128 41H130L129 45L127 44L128 48L129 50H132L133 52V53H129L128 51L124 53L123 55H120V58L119 56H116L115 59L116 58L118 59L114 61L115 65H111L109 68H107V70L104 66L100 65L99 68L100 70H102L104 74L110 72L116 66L119 67L120 65L126 66L128 68L131 66L132 68L135 69L137 65L134 66V63H131V60H135L136 57L138 58L137 54H139V51L137 50V48H139V45L137 41L135 40L134 33L138 35V37L142 38L151 33L152 31L151 28H153L155 31L158 30L160 32L166 33L171 30L172 26H174L175 29L177 27L175 23H173V20L171 19V16L173 13L168 7L169 5L168 3L171 2L170 0H98ZM210 4H212L213 7L205 4L206 6H208L206 8L208 9V12L210 13V15L216 18V20H218L217 14L218 13L220 14L221 11L223 13L225 9L224 7L223 8L221 7V4L218 0H210ZM126 5H127V10H125ZM128 10H131L132 13ZM129 15L137 16V18H136L135 23L131 25H127L128 26L127 30L129 33L127 35V31L124 29L123 25H125L126 21H129L127 20ZM118 20L122 21V23L117 24V22H119ZM226 20L228 21L227 23L228 25H226L225 23L221 21H220V24L222 25L226 38L229 36L232 39V46L236 45V42L238 41H243L247 44L250 41L264 39V32L263 30H260V28L255 34L242 35L239 32L240 30L237 27L236 23L232 21V20H235L233 17L229 15V17H226ZM175 32L176 33L173 35V37H175L178 41L181 42L182 44L181 46L185 48L184 50H186V52L188 51L187 47L190 45L193 47L194 46L198 47L200 45H204L203 47H208L211 44H217V40L208 38V36L204 34H202L201 37L197 36L194 33L190 32L187 28H183L179 31H177L176 29ZM196 38H198V41H196ZM117 43L118 45L120 44L119 41H117ZM207 43L209 45H207ZM130 44L132 47L130 46ZM246 44L244 45L246 46ZM169 45H172L175 48L176 52L182 56L184 63L193 65L194 67L205 72L209 77L206 79H199L198 81H192L191 79H188L184 77L183 75L177 73L175 69H173L172 67H169L167 64H164L162 62V64L165 65L168 69H170L175 75H177L180 79L182 78L183 83H185L186 85L184 86V89L189 90L188 94L190 96L185 95L183 92H180V96L182 98L178 97L179 100L174 101V104L172 105L173 107L171 106L172 108L171 110H174L176 114H178L182 119L194 122L196 126H198V128L204 125H215V126L221 125L223 123L229 122L231 118L240 116V115L245 116L246 121H249V122L252 121L253 119L258 120L259 122H264V72H259L255 70L258 68H262V69L264 68V52H256L255 50H251L249 48L252 51L251 55H249V53L244 54V56L228 55L232 57L242 58L243 60L248 59V62H247L248 67L253 66L255 70L254 73L253 72L250 73L251 75L243 74V72L236 74V69L234 66L232 69V76H231L232 81H230L229 78L231 77H228L229 75L228 76L224 75L225 71H218L212 64L206 63L201 60H195L194 58L190 57L188 54L186 56L185 53H182L181 51H179V49L176 47V45H174V43L170 44L169 42ZM145 47L146 49H149L148 44H146ZM143 49L144 48L142 47L139 48L140 52L143 51ZM242 49L245 50L246 52L250 51L246 47ZM84 50L89 51V49H86V48H84ZM214 50L216 49L212 47V51ZM188 57L190 58L191 61L188 59ZM94 59L95 57L92 59L93 63L95 62ZM195 62H201V63L211 66L215 70V73L214 74L208 73L202 67L198 66ZM241 66L242 65L238 66L239 72L242 71L241 69H245L247 65H244L243 68H240ZM220 81H222V83H219L218 85H216L219 88L218 89L216 88V90L212 89V94L221 92L223 90L222 88H226L230 85V82H232V84L233 83L235 84L236 83H240V84L254 83V84L246 87L245 89H242V91H239V90L236 91V89H233V86H232V91H233L232 101H228L232 103L231 105L232 114L222 115L223 118L220 121H214L212 119H205L207 115L206 114L207 111L208 113H210L209 117L221 115L224 113L223 111H221L223 110L222 107L218 105L219 102L218 103H215L212 101L205 102L203 100L204 96H208V95H205V93L206 92L209 93L207 89L205 88V86L207 84H215ZM192 93L194 94L193 96H192ZM239 94H243V96L240 99H238ZM193 97H197L195 101L193 100L194 106L188 102ZM209 104H211V108ZM224 104H226V102ZM216 106L220 107V109L219 110L215 109ZM190 107H194V110L196 112L193 113L191 111L183 110V109H187ZM180 110L184 112H181Z\"/></svg>","mask_w":264,"mask_h":264}]
</instances>
